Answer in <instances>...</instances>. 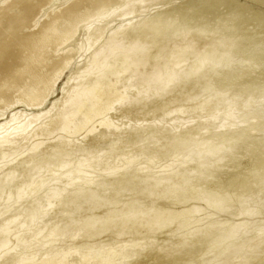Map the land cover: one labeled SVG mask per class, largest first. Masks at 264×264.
I'll return each instance as SVG.
<instances>
[{
  "label": "bare ground",
  "instance_id": "1",
  "mask_svg": "<svg viewBox=\"0 0 264 264\" xmlns=\"http://www.w3.org/2000/svg\"><path fill=\"white\" fill-rule=\"evenodd\" d=\"M60 2L58 4H56L57 2ZM158 1V0H0V174H1V170H3V167L7 166V164L10 165V163H12L10 166H7L8 167V172L4 171L2 172L3 174L5 173V176L0 177V191L3 189L4 186H8V185H11V182L12 179V175L13 173H15V161L17 160V158H19V156H22L20 158V160L17 162V163H20L21 160H24L23 161V164L24 162L26 163L27 168L29 170H32L36 167H38V165H43V166H47V165H50L51 163H54L56 160L55 158L57 157H53V155L55 153H52L53 155H50V154H41L39 155V152L38 150H40L41 146L43 144H45L46 140H51V139H54L56 137H53L54 135H60V142H56L54 144V147L52 150H58L57 148H60L59 146H61V143H63L62 145H64V143H68L66 142V134L72 138H69V139H75V136L77 135H85V139L88 140L87 137H90V136H96V132L97 131H100V136H104L107 134L106 138L107 137H110L111 134H120V126L119 124L117 125V123H115L111 117H109L110 114H113V112L115 111H118L120 108H125L129 105H133L134 102L136 100H138L139 96L142 95L143 97H149L153 95V92L151 90L152 87H150L149 89H146V90H139L138 93H137V90H136V93L137 95H132L133 94V91H134V86L136 84V79L135 77H139L141 76L142 79L146 80L147 82L149 81H153L156 83L157 86H160L161 85V88H165L166 86H170L169 84L171 82L174 83V80H178L179 79H182L183 77L184 78H189V77H196V75L199 73L200 71V74H201V71H204L205 68L204 65L205 63H207L206 66H208V64L212 63L213 64V67L216 66L217 64H220V62H218V59L221 60L222 62V65H224L225 63H227V67H229V63H232L230 65L229 68H231L230 72H233L235 69H237V64H239V67H244L243 69L244 70H240V69H237L236 74H241L244 76V74L247 75V71L248 69H250L252 66L251 64L247 63V62H243L241 61L239 58L236 60H239L240 62H236L237 64H234L235 62L232 60L231 57L229 56H232L233 53H230L232 51L234 52H237V50L235 51V43H237V46H238V42H236L237 39H240V36L242 35L244 37V43L245 41H247L248 43L247 44H252V42L256 43L255 46L257 45H263V44H259V43H264V0H182L181 2L179 3H175L176 0H166V5L164 6H161V7H158L157 10L154 12V13H146V9L148 8V6H151L153 4H155V2ZM162 3V2H161ZM164 3V4H165ZM157 4V3H156ZM158 6V5H157ZM177 14L178 16L180 17H183L181 18L184 19V20H187L191 23H193V21H195L196 23L193 24V25H190L191 23H188L187 21H185L184 23L187 24L188 23V27H192V26H198V27H195V28H198L197 30L195 31H191L194 30L193 28H191L189 31H187L188 33H184L186 31H184L185 29H183L185 26H183V35L181 34L182 32H179L180 30H178V32L181 34L179 36H175L176 32H175V29L178 27H175L177 25V23H183L180 18H179V22H177L175 24V20L176 21L178 20V18H174L173 19V15ZM139 16H141L140 19H137ZM172 16V19L170 18ZM219 18V20H221V22L223 23H226L224 26H226V28L223 26V28H225L226 30H220L221 32V35L222 33L224 34V36H222V38H219L218 40L215 38L214 36V39H210L209 37H207V33L209 32V28H208V24H210L211 21H216L217 19ZM117 22V26L114 28H110L112 25L110 24V22ZM210 21V22H209ZM217 22V21H216ZM220 22V21H219ZM111 26H110V25ZM219 24V23H218ZM215 25V24H214ZM221 25V24H220ZM250 25V27H248ZM110 26V27H109ZM179 26V24L177 25ZM181 26V27H182ZM213 26V25H212ZM211 26V27H212ZM217 26V25H216ZM219 26V25H218ZM222 26V25H221ZM252 26V27H251ZM176 29V30H177ZM181 29V28H180ZM211 29V28H210ZM213 29V27H212ZM187 30V29H186ZM215 30H217L219 32L218 29H216V27H214V33L213 31L211 30V35H216L218 36V34L220 35V32H215ZM182 31V30H181ZM208 31V32H207ZM226 31V32H224ZM81 32H83V34H85V39L84 41L87 43H85L86 45L89 44V47L87 46V49L83 50V53H82V47L80 44L83 43H80L79 41V38L82 37L79 35L81 34ZM218 33V34H216ZM210 33H208V36H209ZM178 35V34H177ZM238 35V37H237ZM241 36V37H242ZM219 37V36H218ZM242 37V38H243ZM241 38V39H242ZM103 39V40H102ZM83 40V39H81ZM102 40V41H100ZM100 41V42H99ZM99 42V43H98ZM221 42V43H220ZM243 43V42H242ZM241 43V44H242ZM243 43V44H244ZM258 43V44H257ZM90 44H97V46L95 45V48L94 50H91L90 53L87 54V51L90 49ZM247 44H246V48L247 47ZM240 45V44H239ZM245 45V44H244ZM233 46V47H231ZM254 46V45H253ZM254 46V48H256ZM84 47V46H83ZM239 47V46H238ZM237 47V48H238ZM262 47V46H259V48ZM86 48V46L84 47ZM83 48V49H84ZM89 48V49H88ZM206 48V49H215L213 50V52H209L208 50L207 51H203V49ZM231 48H233L232 50H230ZM245 48V47H244ZM199 49V50H198ZM202 49V53H206V54H202V55H198L199 57H197L196 53L193 55L192 53H194L195 51L198 52V51H201ZM229 49V50H227ZM241 48H239V51H243L240 50ZM251 49V48H250ZM253 49V47H252ZM257 49V48H256ZM264 49V46L261 50ZM198 50V51H197ZM227 50V51H226ZM245 50V49H244ZM247 50V49H246ZM245 50V52H246ZM228 52V54L226 53L224 55V53ZM226 51V52H225ZM251 51V50H249ZM248 51V52H249ZM258 53L259 52V49L257 50ZM89 52V51H88ZM241 52L242 56H243V53ZM247 52V53H248ZM84 54V58L83 60H85V62L83 63L82 66H80L76 73L74 75H71L69 76L66 81H65V84L67 85V83H70V81L72 80V84H73V81L74 84L69 86L70 88V93H68V96H66V99H63L64 101L59 103L61 104V106L58 108V110H54L55 107L57 106L58 104V100L54 98H52L51 100V97L54 95L55 93V87L57 88L58 86L57 83L60 81V79L63 77V75L65 74L66 70H69V68L72 66L73 64V60L74 58L76 57L77 54ZM180 53V54H179ZM186 54V58L182 57L181 54ZM188 53L191 55L190 56H195L197 58H194L192 57V59H196V60H193V61H189L190 58L188 59L187 55ZM200 53V52H198ZM230 53V55H229ZM240 54V52H238ZM251 53V52H250ZM254 53V52H253ZM179 57H178V55ZM182 54V55H183ZM261 54V53H260ZM263 54H264V51H263ZM234 55V54H233ZM245 55V53H244ZM249 59H246L248 58L246 56V60L244 61H247L249 62V60L252 61V64H254V61H259L261 62L262 61V65H264V55L261 54V56L257 55V53H254V55H249V54H246ZM170 56V58H169ZM173 56V57H172ZM184 56V55H183ZM238 56V55H237ZM240 56V55H239ZM238 56V57H239ZM169 58L167 60H169V62H160L162 58L166 59V58ZM180 58L182 57L183 60L185 61H188L187 63H190L192 62L190 65V70L188 71L185 67L183 68L182 72H180L179 70H177L175 67L179 64H182L183 60L182 58H180V60H182V62H180L178 59V62L177 60H175V58ZM245 57V56H244ZM241 58V57H240ZM251 58V59H250ZM191 59V60H192ZM233 59H235V57L233 56ZM243 59V57L241 58ZM171 60V61H170ZM235 60V61H236ZM150 62V65L147 66L148 62ZM163 61V60H162ZM165 61V60H164ZM185 61L183 63H185ZM209 62V63H208ZM244 64L243 65H240V63ZM194 63V64H193ZM224 63V64H223ZM174 64V65H173ZM193 64V66H191ZM211 64V65H212ZM235 65L233 67H231L232 65ZM258 65V63H256ZM183 65V64H182ZM187 65V64H186ZM255 65V64H254ZM261 65V66H262ZM202 66V70H198L200 69ZM260 66V67H261ZM179 67V66H177ZM212 67V68H213ZM221 67V66H220ZM219 67V68H220ZM223 67V66H222ZM225 67V66H224ZM223 67V68H224ZM235 69H232L234 68ZM238 67V68H239ZM255 67V66H254ZM253 67V68H254ZM257 67V66H256ZM263 67V66H262ZM175 68V69H174ZM182 68V66L180 65V69ZM204 68V69H203ZM170 69V70H169ZM172 69H174V71H171ZM187 70L188 72H185V70ZM211 69V68H210ZM227 71H226V70ZM225 69L221 70L220 72H218L217 70H215L217 73L216 74H221V76H219L218 78H221V79H224L225 77H228V74H230L228 72L229 69H227L225 67ZM252 69V68H251ZM250 69V70H251ZM257 71H258V68H256ZM254 68V70H256ZM97 71V73L93 76L91 74H93V71ZM212 70V69H211ZM233 70V71H232ZM260 70V69H259ZM264 70V68H263ZM95 71V72H96ZM99 71V72H98ZM206 71H207V67H206ZM210 70L207 71V73L209 72ZM247 71V72H246ZM253 72V70H251ZM256 71V73H257ZM180 72V73H179ZM246 72V73H245ZM255 72V71H254ZM253 72V73H254ZM259 72V71H258ZM262 72V71H261ZM264 73V72H263ZM67 74V73H66ZM212 74V73H211ZM231 74H235L234 72L231 73ZM235 74V75H236ZM258 74V73H257ZM110 75H112V77H110ZM202 75L204 74H201L200 77H202ZM210 75V74H209ZM207 75V77L209 76ZM227 75V76H226ZM255 75V74H253ZM259 75H260V72H259ZM264 75V74H262ZM89 76V77H88ZM199 76V74H198ZM233 76V75H232ZM237 76V75H236ZM249 76H252V75H249ZM110 77V78H109ZM199 77V78H200ZM217 77V76H216ZM215 77V78H216ZM255 77V76H254ZM88 78V79H87ZM127 80L126 83L124 84L123 82H121L123 85L122 87H120L118 84L120 82L121 79H124ZM197 78V77H196ZM209 78H212V77H209ZM233 78V77H232ZM240 78V77H239ZM256 79L257 78V75L255 77ZM190 79V78H189ZM206 77L203 79L205 81ZM242 79V78H241ZM249 79V78H248ZM263 79V78H262ZM184 81H187L185 79H183ZM192 80V79H191ZM194 80H197V79H194ZM193 80V81H194ZM208 80V78H207ZM217 80V79H216ZM258 80H261V76H260V79ZM182 81V80H181ZM189 81V80H188ZM209 81V80H208ZM207 81V83H208ZM211 81V80H210ZM209 81V82H210ZM219 81V80H218ZM227 81V80H226ZM232 81V80H230ZM252 81V80H251ZM262 81V80H261ZM140 82V81H139ZM152 82V83H153ZM206 82V81H205ZM213 82V81H212ZM260 82V81H258ZM144 83V82H143ZM180 83V82H178ZM195 83H197L195 81ZM195 83H186L184 84L187 85H191V84H195ZM226 83V82H225ZM234 83V82H233ZM246 83V82H245ZM261 83V82H260ZM163 84V85H162ZM176 84V83H175ZM182 84V82H181ZM198 84V83H197ZM209 84V83H208ZM220 84V83H219ZM227 84V83H226ZM247 84V83H246ZM144 85V84H143ZM147 85V84H146ZM174 85V84H173ZM183 85V84H182ZM196 85V84H195ZM211 85V84H210ZM249 85V84H248ZM262 85V84H261ZM64 86V85H63ZM137 86V85H136ZM140 86V85H139ZM177 86V85H176ZM179 86V85H178ZM203 86V85H202ZM207 86V85H206ZM68 87V86H66ZM149 87V86H148ZM155 87V86H154ZM187 87V86H186ZM205 87V86H203ZM210 87V86H209ZM207 87V88H209ZM225 87V86H223ZM238 87V86H237ZM255 87V86H254ZM170 88V87H168ZM166 87V89H168ZM185 88V87H184ZM212 88V87H211ZM215 88V87H214ZM217 88H220L219 85ZM247 88V87H246ZM165 89V90H166ZM171 89V88H170ZM169 89V90H170ZM181 89V88H180ZM191 89V88H190ZM194 89V88H193ZM204 89V88H203ZM216 89V88H215ZM226 89H227V86H226ZM62 90H63V87H62ZM163 90V89H162ZM161 90V91H162ZM192 90V89H191ZM209 90V89H208ZM244 90V89H243ZM64 91V90H63ZM184 91H187V90H184ZM194 91V90H193ZM206 91V90H205ZM220 91V89L218 90ZM241 91V90H240ZM251 91V90H250ZM255 91V90H254ZM207 92V91H206ZM217 92V91H215ZM214 92V94H215ZM223 92V91H222ZM229 92V91H228ZM263 92V91H262ZM213 93V91H212ZM240 93V92H239ZM155 94H156V91H155ZM166 94V93H165ZM172 94V93H171ZM185 94V93H184ZM189 94V92H188ZM191 94V93H190ZM252 94H255V93H252ZM64 95V94H63ZM177 95V94H176ZM219 95V93H218ZM217 97H220L218 96ZM225 95V94H223ZM231 95V94H230ZM233 95V94H232ZM238 95V94H237ZM240 95H242L241 93L239 94V97H241ZM258 95V94H257ZM260 95V94H259ZM65 96V95H64ZM63 96V98H64ZM188 96V95H187ZM254 96V95H253ZM264 96V94H263ZM158 97V96H157ZM168 97V96H167ZM210 97V96H209ZM231 97V96H230ZM236 97V96H235ZM238 97V98H239ZM251 97V96H250ZM257 97V96H256ZM256 97H254L255 99H257ZM153 98V97H152ZM195 98V97H194ZM215 98V97H214ZM227 98V97H226ZM225 98V99H226ZM229 98V96H228ZM249 98V96H248ZM59 99V98H58ZM151 99V98H150ZM149 99V100H150ZM162 99V98H161ZM219 99H223V98H219ZM230 99V98H229ZM241 99V98H240ZM243 99V98H242ZM259 99H264L263 97L262 98H259ZM61 100V98H60ZM153 100V99H152ZM164 100V99H163ZM179 100V99H178ZM220 100V101H221ZM236 100V99H235ZM50 101L49 105L48 106V102ZM191 101V100H190ZM219 101V102H220ZM263 101V100H262ZM164 102V101H163ZM162 102V103H163ZM166 102V101H165ZM163 104V107L164 105H167V104ZM173 102V101H172ZM208 102V101H207ZM258 102V101H257ZM169 103V102H168ZM255 103V102H254ZM138 104V103H137ZM151 104V103H150ZM199 104V103H198ZM208 104V103H207ZM215 104V103H213ZM231 104V103H230ZM229 104V105H230ZM248 106L249 104L246 103ZM245 104V105H246ZM141 105V104H140ZM195 105V104H194ZM202 105V104H201ZM221 105V104H220ZM219 105V106H220ZM246 105V106H247ZM161 106V105H160ZM226 106H228L226 104ZM224 104H223V107L224 108H227ZM247 106V107H248ZM252 105H250L251 107ZM257 106V105H256ZM158 107V106H157ZM176 107V106H175ZM180 107V106H179ZM197 107V106H196ZM214 107V106H213ZM222 107V108H223ZM249 107V108H250ZM254 107V105H253ZM258 107V106H257ZM136 108V107H135ZM244 108V107H243ZM249 108H245V109H249ZM163 109H166V108H163ZM172 109V108H171ZM175 109H178V112L180 111V113H182L181 111L183 110H179L180 108H175ZM182 109V108H181ZM205 109V108H204ZM229 109V108H228ZM235 109V108H233ZM240 109V108H239ZM256 109H259V108H256ZM264 109V107L262 108ZM128 110V109H127ZM150 110V109H149ZM167 110V109H166ZM215 111V109H213ZM211 110V111H213ZM222 110V109H221ZM244 110V109H243ZM250 110V109H249ZM190 111V110H189ZM218 111V110H217ZM215 111V112H217ZM252 111V110H250ZM163 112V111H162ZM167 112V111H166ZM170 112V110H169ZM172 114H173V109L171 110ZM170 112V113H171ZM178 112L175 111L176 115L178 116L179 114H177ZM226 112V111H225ZM235 112V111H234ZM248 112V111H247ZM255 112V110H254ZM140 113V112H139ZM156 113V112H155ZM169 113V115H171ZM174 113V114H175ZM200 113V112H199ZM205 113V112H204ZM213 113V112H211ZM228 113V112H227ZM233 113L232 111L229 113L231 114ZM240 113V112H239ZM260 113V112H259ZM258 113V114H259ZM165 114V113H164ZM163 114V115H164ZM188 114V113H187ZM194 114V113H193ZM218 114V113H216ZM236 114V113H234ZM233 114V115H234ZM238 114V112H237ZM248 114V113H247ZM261 114V113H260ZM203 115V114H202ZM208 115V114H207ZM215 115V113L213 114V116ZM244 115H246V113H244ZM148 116V115H147ZM146 116V117H147ZM167 116V115H166ZM205 116V115H204ZM212 116V115H211ZM212 116V117H213ZM229 116V115H228ZM236 116V115H235ZM238 116V115H237ZM172 117V116H171ZM198 117V116H197ZM207 117V116H206ZM205 117V119H207ZM212 117H209V118H212ZM215 117V116H214ZM219 117V116H218ZM234 117V116H233ZM233 117H229V121H230V118L232 120ZM244 119L245 116H243ZM247 117V116H246ZM129 118V117H128ZM158 118V117H157ZM167 118V117H166ZM175 118V117H174ZM178 118V117H177ZM181 118V117H180ZM191 119V117H189ZM188 118V120H189ZM200 118V117H199ZM227 118V117H226ZM235 118V117H234ZM255 118V117H254ZM264 117H262L263 119ZM134 119V118H133ZM161 119V118H160ZM183 119V118H182ZM198 119V118H197ZM204 119V118H203ZM240 120L243 118H239ZM145 120V119H144ZM143 120V121H144ZM169 120V119H168ZM174 120V119H173ZM200 120V119H199ZM202 120V119H201ZM200 120V121H201ZM213 120V118L211 119ZM158 121V120H157ZM176 122V120H174ZM173 121V122H174ZM181 121V119H180ZM195 121V120H194ZM198 121V120H197ZM208 121V120H207ZM226 121V120H225ZM246 121V120H244ZM172 122V123H173ZM188 122V121H187ZM185 122V123H187ZM204 122V121H203ZM224 122V121H223ZM228 122V121H227ZM232 122V121H231ZM239 122V121H238ZM241 122V121H240ZM248 122V121H246ZM262 121H260L259 118H255L254 120L248 122L247 124L244 122H242L241 124H245V126H243L241 129H239L238 131H236V135L237 137H250V136H256L258 133H259V128L261 127V124H264V123H261ZM146 123V122H145ZM154 123V122H153ZM159 123H161L159 121ZM177 123V122H176ZM179 123V122H178ZM197 123V122H196ZM206 123V122H205ZM226 123V122H225ZM130 124V123H129ZM139 124V123H138ZM142 124V122H141ZM162 124V123H161ZM171 124V123H169ZM192 126L194 123H191ZM201 124V123H200ZM198 124V125H200ZM204 124V123H203ZM208 124V123H207ZM229 124V123H227ZM123 125V124H122ZM126 125V124H125ZM144 125V124H143ZM158 125V124H157ZM167 125V124H166ZM165 125V126H166ZM183 125V124H182ZM197 125V127H198ZM128 126V125H127ZM134 126V125H133ZM136 126V125H135ZM148 126V125H147ZM159 126V125H158ZM164 126V125H163ZM189 126V124H188ZM196 126V125H195ZM208 126V125H207ZM214 127V125H212ZM230 126V125H229ZM235 126V125H234ZM125 127V126H124ZM143 127V126H142ZM179 127V126H178ZM182 127V126H181ZM184 127V126H183ZM187 127V126H186ZM210 127V126H209ZM239 127V126H238ZM237 127V129H238ZM263 127V126H262ZM136 129V127H133ZM172 128V127H171ZM170 128V129H171ZM177 128V127H176ZM175 128V129H176ZM193 128V127H192ZM199 128V127H198ZM204 128V127H203ZM202 128V129H203ZM211 128V127H210ZM216 128V126H215ZM127 129V132H128V127L126 128ZM140 129H142L140 127ZM157 129V128H156ZM164 129V128H163ZM179 129H181L179 127ZM187 129V128H186ZM194 129V128H193ZM196 129V128H195ZM209 129V128H207ZM214 129V128H213ZM221 129V128H220ZM226 129V128H225ZM130 130V129H129ZM131 130H132V126H131ZM137 130V129H136ZM161 130V128H160ZM192 130V129H191ZM227 130V129H226ZM224 130V131H226ZM228 130H230V128H228ZM234 130V129H233ZM263 130V129H262ZM174 131V130H173ZM172 133H175L173 132ZM195 131V130H194ZM192 131V132H194ZM201 131V130H199ZM203 131V130H202ZM206 131V130H205ZM213 131V130H212ZM218 132V129L215 130ZM123 132V131H122ZM134 132V131H133ZM149 132V131H148ZM191 132V133H192ZM214 132V131H213ZM223 132V129L222 131ZM262 132V131H261ZM109 133V135H108ZM170 133V132H169ZM178 132H176L175 134H177ZM180 133V132H179ZM198 133H201V132H198ZM204 133V132H203ZM220 133V132H219ZM188 134V132H187ZM223 134V133H222ZM226 134V133H225ZM233 133V135H235ZM262 134V133H261ZM135 135V134H134ZM147 135V134H146ZM174 135V134H173ZM180 134H178L177 136H179ZM189 135V134H188ZM196 135V134H195ZM230 135V134H229ZM115 136V135H113ZM122 136V135H121ZM120 136V137H121ZM130 136V135H129ZM139 136V135H138ZM143 136V135H141ZM156 136V135H155ZM169 136V135H168ZM183 136V135H182ZM207 136V135H206ZM214 136V134H213ZM227 136V135H226ZM259 136V135H258ZM81 137V136H80ZM82 137V138H83ZM131 137V136H130ZM136 137V136H134ZM151 137V135H150ZM187 137V136H186ZM189 137V136H188ZM195 137V136H194ZM197 137H198V134H197ZM196 137V139H197ZM231 137V136H229ZM251 137V138H252ZM77 138V137H76ZM79 138V137H78ZM83 138V139H84ZM93 138V137H92ZM96 138V137H95ZM99 138V137H98ZM105 138V137H104ZM132 138V137H131ZM155 138V137H154ZM174 138V136H173ZM190 138V137H189ZM222 138V137H221ZM228 138V136H227ZM59 139V137H58ZM82 139V140H83ZM91 139V138H90ZM97 139V138H96ZM119 139V138H118ZM139 139V138H138ZM144 139V138H143ZM147 139V138H146ZM153 139V138H152ZM178 139V138H177ZM181 139V138H180ZM193 139V138H191ZM195 139V140H196ZM204 139V138H203ZM212 139V138H211ZM233 139V138H232ZM247 139V138H246ZM68 140V139H67ZM78 139H76L75 141L77 142ZM81 140V139H80ZM103 140V139H102ZM112 140V139H111ZM120 140V139H119ZM150 140V139H149ZM155 140V139H154ZM158 140V142L160 143L159 141V138L156 139ZM170 140V139H169ZM176 141V139H174ZM173 140V141H174ZM179 140V139H178ZM202 140V139H201ZM213 140V139H212ZM216 140V139H215ZM56 141V140H55ZM84 141V140H83ZM86 141V140H85ZM91 141V140H89ZM99 141V140H98ZM105 141V140H104ZM145 141V140H144ZM143 141V142H144ZM164 141V140H162ZM187 141V140H186ZM222 141V140H221ZM231 141V140H230ZM240 140L238 139L237 142H239ZM246 141V140H245ZM71 142V141H70ZM69 142V143H70ZM74 142V141H73ZM71 142V143H73ZM81 142V141H80ZM111 142V141H110ZM113 142V141H112ZM117 142V141H115ZM141 142V141H140ZM154 142V141H153ZM172 143V141H169ZM168 142V143H169ZM178 141H176L177 143ZM180 142V141H179ZM183 142V140L181 141ZM194 142V140H193ZM196 142H202V141H196ZM195 142V143H196ZM205 142H206V139H205ZM204 142V143H205ZM226 141L223 142V144L225 145H230L228 143H225ZM241 142V141H240ZM53 143V142H52ZM78 143V142H77ZM95 143V142H94ZM99 143V142H98ZM107 143V142H105ZM164 143V142H162ZM161 143V144H162ZM175 143V142H174ZM173 143V144H174ZM199 143V144H200ZM203 143V142H202ZM214 143V142H213ZM219 143V142H217ZM216 143V144H217ZM221 143V142H220ZM233 144L236 143V142H232ZM231 143V144H232ZM80 144V143H79ZM85 144V143H84ZM89 144V143H88ZM130 144V143H129ZM181 144H184L181 143ZM190 144V143H189ZM198 144V145H199ZM209 141H208V145H209ZM242 144V143H241ZM67 145V144H65ZM73 145V144H72ZM81 145V144H80ZM111 145H115V144H111ZM117 145V144H116ZM152 145V144H151ZM177 145V144H176ZM187 145V144H186ZM192 145V144H191ZM194 145V144H193ZM192 145V146H193ZM198 145H194V147L196 148ZM202 145V144H201ZM207 143H206V148H207ZM222 145V144H220ZM237 145V144H235ZM244 149H245V153L242 151L241 152V149H237V147H235L234 149L231 148V146H228L231 148H227V146L224 148L223 145H222V148H224V152H226L225 150L229 149L227 152L229 153H226L227 155L225 154H221V153H218L217 154V158H219V154H221L220 156L222 157V155H224L222 158L224 159H219L215 162V164L217 165L216 167L219 169L218 167V164L220 165L221 162L222 164H230L233 166L232 170H229V171H224L225 173H222V175L218 176L220 173L216 174V177L215 178H206V175H204L205 173H202L200 171H198V174L201 173L200 175H196L192 178V175H190L191 177L189 176H186L185 174H181V173H185V172H181L179 174L178 173H175L177 172V170H172L171 168L173 166H169L168 164V167L171 169H168V171H171L170 173H166V174H163L162 176H166L167 174H170V176L173 177L174 180H176L174 177L176 175L179 176V184H176L174 183L172 186H171V192H174V191H181L179 197L177 196L176 199H175V195H173V193L169 192L168 191H165V192H161V189L159 190V188L157 187V189L161 192V194L158 196V199L155 198V196H153L154 198L152 200H159V199H162L161 201H163V199L166 201V200H169L170 198L174 197V200H171L170 201H166L168 205H165L166 208L167 206L170 208H167L165 209V206L163 208L162 207H159L158 210H156L155 212L152 211V216L147 218L149 219L147 221L144 220L143 218V215L145 213H142V208L141 207H145L143 206V202L141 201H138V202H141L143 203L142 206H140V211H141V215H142V218H139V220L143 219L148 225L147 227H149V229H152L151 232H148V233H154V229L157 230L158 228V231H160V229H164L167 227L168 229V226L175 220L177 219L179 216H184V215H190V218L186 217L187 219L185 221H183V226L180 225L179 221H178V224L177 225H180V227H184L185 224H188L189 225V222L192 217L195 218L197 220L198 216L197 217H194L193 213L195 212H199V208L201 207L199 202L201 201L204 202L203 204L205 203H209L210 207H212V209H214L213 211L217 212L218 214L216 215V219H213L212 222L209 220V222H206V224L208 223V225H210V227H214L212 229H216V231H210V233L212 234L211 235V238L207 236V238L205 237L206 236V233L208 234L207 230L204 229L203 227H205V223L203 222L204 220H207V217L206 216H210L211 214V218L213 216L214 218V214L215 213H210L212 210H208L206 205L205 207L203 208V213L205 214V211H209L207 214H205L204 216L206 218H204V216H201L204 218V220H200L201 222H203L205 225L201 228H198L199 229H204V231L206 232L205 233V236H204V239H201L200 238V235L199 234V231L196 233L197 235L199 234V238L201 239L200 241L197 240V242H195V240L193 241L192 237L190 239L194 242V244H190V240L186 238H181L182 234H184V232H188L185 228L186 231L182 232V234L180 235L181 237H179L181 240H182V249L183 248H187V250H185V253H182L185 255V257L183 259L185 260H182L183 261V264H190L193 260V258L195 259V256L196 258L198 257L197 255H205L209 252H214L216 251L215 249H219L221 248V252L223 250H227L225 253H223L224 255H226L227 257L230 256L231 251H232V248H231V243L233 242H238V240L244 236L246 237L247 239L250 240V242L252 240H255L256 238H258V240L256 239V241H258V244L260 242V238L263 240L261 241V245L264 244V221L257 224V221H254L256 222L254 225L256 227V231L255 232H252V229H249V227L252 225V217L253 216H258V214L263 210L264 211V134L261 135V137L259 138H255L253 140H250V141H247V142H244ZM75 146V145H73ZM90 146V145H89ZM136 146V145H135ZM165 146H168V144H165ZM171 146H174V145H171ZM205 146V144H204ZM204 146L202 145L203 149ZM215 146V145H214ZM217 146V145H216ZM68 147V146H66ZM80 146H78L79 148ZM121 147V146H120ZM134 147V146H133ZM150 147V146H148ZM147 147V148H148ZM157 147V146H155ZM177 148V146H175ZM199 147V146H198ZM218 147V146H217ZM216 147V149H217ZM221 147V146H220ZM218 147V149L220 148ZM72 148V147H71ZM77 148V149H78ZM83 148V147H82ZM85 148V147H84ZM89 148V147H88ZM97 148V147H96ZM108 148H111V147H108ZM114 148V147H113ZM112 148V149H113ZM170 148V147H169ZM193 148V147H192ZM227 148V149H226ZM67 149V148H66ZM70 149V148H69ZM73 149V148H72ZM86 149V148H85ZM92 149L94 150V148L92 147ZM115 149V148H114ZM118 149V148H117ZM134 149V148H133ZM138 149V148H137ZM144 149V148H143ZM158 149V148H157ZM173 149V148H172ZM181 149V148H179ZM200 149V147H199ZM202 149V148H201ZM60 150L62 149H59V153H60ZM90 150V149H89ZM96 150V149H95ZM107 150V149H106ZM125 150V149H124ZM128 150V149H126ZM139 150V149H138ZM168 150V149H167ZM175 150V149H174ZM187 150H190V149H187ZM211 150V149H210ZM215 150V149H214ZM220 150V149H219ZM218 150V151H219ZM50 151V150H49ZM64 151V149H63ZM75 151V150H74ZM78 151V150H77ZM81 151V149H80ZM147 151V150H146ZM157 151V150H156ZM193 151V149H192ZM216 151V150H215ZM51 152V151H50ZM62 152V151H61ZM67 153V151H65ZM70 152V151H69ZM68 152V153H69ZM112 152V151H111ZM127 152V151H126ZM131 152V151H130ZM130 152L128 151V153L130 154ZM148 152V151H147ZM160 152V151H159ZM201 151H199L198 153H200ZM203 152V151H202ZM26 154V156L24 157V155ZM45 153V152H44ZM92 153V152H91ZM97 153V152H96ZM104 153V152H103ZM137 153V152H136ZM157 153V152H156ZM58 154V153H56ZM94 155H96L95 153H93ZM100 154H101V151H100ZM98 154V156L100 155ZM128 154V155H129ZM207 154H210V151H206L204 152L201 156L202 158L205 160H207ZM59 155V154H58ZM89 155V154H88ZM88 155H86L85 157H88ZM108 155V154H106ZM121 155V154H120ZM123 155V154H122ZM180 155V154H179ZM183 155V154H182ZM185 155V154H184ZM199 156V154H197ZM62 156V155H61ZM67 156V155H66ZM90 156V155H89ZM105 156V155H104ZM117 156V155H116ZM135 156V155H134ZM157 156V155H156ZM164 156V155H163ZM209 156V155H208ZM59 157V156H58ZM102 157V156H100ZM127 158V155L125 154V156ZM133 157V156H132ZM151 157V156H150ZM200 157V156H199ZM213 158V156L210 155V158ZM216 157V156H215ZM84 158V157H83ZM81 158V159H83ZM89 158V157H88ZM88 158H84V159H87ZM96 159V157H94ZM99 158V157H98ZM97 158V160H98ZM114 158V157H113ZM122 158V157H121ZM120 158V159H121ZM152 158V157H151ZM177 158V157H176ZM201 158V157H200ZM201 159L200 162H201ZM59 159V158H58ZM77 160L78 163L80 164V170L82 169V166L84 165L83 162H85V160ZM93 159V158H92ZM91 159V160H92ZM118 159V157H117ZM123 159V158H122ZM165 159V158H164ZM198 159V157H197ZM209 159V158H208ZM129 160H131L129 158ZM135 160V159H134ZM157 160V159H156ZM198 160V161H199ZM205 160V161H206ZM215 160V159H214ZM69 161V160H68ZM74 161V160H73ZM119 161V160H118ZM150 161V160H149ZM147 161V162H149ZM213 161V159L211 160ZM210 161V162H211ZM58 162V161H57ZM91 162V161H90ZM107 162V161H106ZM121 162V161H120ZM119 162V164H120ZM129 162V161H128ZM127 162V164H128ZM131 162V161H130ZM196 162V161H195ZM199 162V163H200ZM203 162V160H202ZM201 162V163H202ZM210 162L208 163V161L206 162V165L210 167V165H214V162L213 164ZM72 163V162H71ZM88 164V162H86ZM103 163V162H102ZM132 163V162H131ZM170 163V162H169ZM198 163V162H196ZM195 163V164H196ZM198 164V165H201ZM2 164V165H1ZM21 165L20 163V166L19 167H22L24 165ZM111 164V163H110ZM119 164L117 166H119ZM126 164V166H127ZM166 164V163H165ZM178 164V163H177ZM191 164V163H190ZM194 164V163H193ZM203 164V163H202ZM224 164V165H225ZM54 165V164H53ZM56 165V163H55ZM66 165H69L66 161V158L63 157L59 163L57 164V169L55 168H50L49 170L51 172H55L54 173H51L52 175H57V178L55 179H58V171H62L64 168H66L65 166ZM73 165V164H72ZM104 165V164H103ZM125 165V164H124ZM134 165V164H133ZM187 165V164H186ZM197 164L195 166H198ZM204 165V164H203ZM51 166V165H50ZM79 166V165H78ZM85 166H87L85 164ZM94 166V165H93ZM92 166V167H93ZM107 166V164H106ZM110 166V165H109ZM108 166V167H109ZM125 166V167H126ZM131 166V165H129ZM149 166V165H148ZM191 166V165H190ZM194 166V165H193ZM202 166V165H201ZM206 166V168H207ZM17 167V165H16ZM25 167V166H24ZM48 167V166H47ZM53 167V166H52ZM69 167V166H68ZM67 167V168H68ZM88 167V166H87ZM99 167V166H98ZM101 167V166H100ZM105 167V166H104ZM113 167V166H112ZM123 167V166H122ZM124 168V170H126ZM156 167V166H155ZM158 167V166H157ZM180 167V166H179ZM183 167V166H182ZM192 167V166H191ZM199 167V166H198ZM204 167V166H203ZM215 167V165H214ZM215 167V168H216ZM222 167V165H221ZM229 167V166H228ZM27 168H23L24 171L27 169ZM66 168V171L70 170V169H67ZM90 168V167H89ZM102 168V167H101ZM114 168V167H113ZM117 168V167H116ZM140 168V167H139ZM211 168H213L211 166ZM216 168V169H217ZM224 168V167H223ZM230 168V167H229ZM7 169V168H6ZM40 169V168H39ZM47 169V168H46ZM62 169V170H61ZM73 169V168H72ZM72 169L70 171L69 174H66L64 172V176L66 174L65 177H67V179L70 177V175L72 176L71 172H72ZM75 169V168H74ZM87 169V168H86ZM85 169V171H86ZM91 169V168H90ZM117 169H120V168H117ZM146 169V168H145ZM157 169V168H156ZM178 169V168H177ZM185 169H189L187 168V166L185 167ZM184 169V171H185ZM192 169H196V168H192ZM201 169V168H200ZM199 168H197V170H200ZM205 169V168H202V170ZM208 169V168H207ZM5 170V169H4ZM48 170V171H49ZM54 170V171H53ZM77 171L79 169H76ZM84 170V168H83ZM92 170V169H91ZM90 170V171H91ZM96 170V169H95ZM108 170V169H106ZM121 170V169H120ZM133 170V168H132ZM141 170V168H140ZM138 170V171H140ZM165 170V171H167ZM183 170V169H182ZM191 170V169H190ZM190 170H187V171H190ZM196 170V171H197ZM224 170V169H223ZM21 171V170H20ZM28 171V170H27ZM37 171V170H36ZM47 171V170H45ZM74 171V174L75 176L77 177L76 174L78 175H82L83 173H81L80 171V174L75 173V170ZM104 171V170H103ZM113 171V170H111ZM111 171H108V172H111ZM135 171V170H134ZM181 171V170H179ZM193 173L195 170H192ZM205 171V170H203ZM211 171V169H210ZM212 171H215L212 170ZM217 171V170H216ZM218 171H221V169H219ZM41 172V171H40ZM58 174H57V173ZM83 172V171H82ZM94 172V171H93ZM92 172V173H93ZM118 172V171H117ZM137 172V171H136ZM145 172V171H144ZM191 172V171H190ZM61 173V172H60ZM85 173V172H84ZM88 173V172H87ZM98 173V172H97ZM134 173V172H133ZM150 173V172H149ZM152 173V172H151ZM150 173V174H151ZM164 173V172H163ZM188 173V172H186ZM197 173V172H196ZM209 173V171L207 172ZM212 173V172H211ZM217 173V172H215ZM214 173V174H215ZM35 174V173H34ZM40 174V173H39ZM39 174L37 176H39ZM45 174V173H44ZM104 174V172H103ZM112 174H116V172H111L109 173V175L112 176ZM126 174V173H125ZM149 174V175H150ZM174 174V175H172ZM191 174V173H189ZM16 175V174H15ZM14 175V176H15ZM20 175V174H19ZM28 175V174H27ZM33 175V174H32ZM92 175V174H90ZM100 175V174H99ZM142 175V174H141ZM26 176V175H25ZM29 176V175H28ZM41 176V174H40ZM63 176V175H62ZM109 176V177H111ZM121 176V175H120ZM146 176V175H145ZM148 176V175H147ZM181 176V177H180ZM208 176V175H207ZM215 176V175H214ZM34 177V176H33ZM52 177V176H51ZM61 177V176H60ZM64 177V178H65ZM74 177V176H72ZM71 177V178H72ZM81 176H78L76 179L80 178ZM83 177L84 175H82V178L79 179V180H83ZM87 177V176H86ZM137 177V175H136ZM153 178V176H151ZM161 178V176H159ZM169 178V179H172ZM212 177V176H211ZM16 178V177H15ZM30 178H31V175H30ZM35 178V177H34ZM39 178V177H38ZM37 178V179H38ZM43 177L41 176V179ZM71 178H69L68 180L65 178V180H67V183H63V181H65L62 177L60 178V181L61 179H63V181H61L62 183L61 184H56L57 186H61V187H64L65 184H68L67 186H75V185H78V184H75L76 180H72ZM103 178V177H102ZM113 178V177H111ZM115 178V177H114ZM121 178V177H120ZM135 178V177H134ZM168 178V175L167 177ZM36 179V180H37ZM52 179V178H51ZM50 179V180H51ZM75 179V178H74ZM124 179V178H123ZM165 179V178H163ZM18 180V179H17ZM21 180V179H20ZM34 180V181H31V182H22L19 184L17 183V186L15 187V189L12 191V192H8L9 194H7V196L4 197V200H5V204L8 205V202L9 204H12L13 202V196H15L14 198L16 199V201H21L22 198H24V200L26 199L25 196L28 195V194H25L26 193H30L31 191H36V187L34 186L36 183L37 185H40L42 184L43 186V183L45 182V180L43 181H40V179H38L37 181ZM90 180V182L88 183H91V179L89 178L88 181ZM93 180V179H92ZM95 180V179H94ZM97 180V179H96ZM121 180V179H120ZM132 180V179H131ZM173 180V181H174ZM15 181V179H14ZM48 181V179H47ZM58 180V182H60ZM84 181H85V178H84ZM115 181V180H114ZM117 181V179H116ZM150 181H153L152 179ZM155 182H157L155 179H154ZM163 180H161L162 182ZM170 181V180H168ZM38 182L40 184H38ZM43 182V183H41ZM50 182V181H49ZM79 182V181H77ZM82 182V181H81ZM93 182V181H92ZM96 182V181H95ZM94 182V183H95ZM105 182V181H104ZM108 182V181H107ZM124 182V181H122ZM164 183L165 180L163 181ZM176 182V181H175ZM54 183V182H53ZM140 183V182H139ZM170 183H173L172 181H170ZM45 184V183H44ZM47 184V183H46ZM75 184V185H74ZM87 184L84 182V185ZM118 184V183H117ZM147 185V182L145 183ZM160 185V181L158 183ZM169 184V183H168ZM166 184V186L168 185ZM16 185V183H15ZM51 185V184H50ZM82 185V187L84 186ZM93 185V184H91ZM99 185V184H98ZM110 185V183H109ZM123 185V184H122ZM156 186V184H154ZM153 185V186H154ZM163 185V183H162ZM161 185V186H162ZM165 185V184H164ZM13 186V185H12ZM41 186V188H42ZM57 186H55V188L57 189ZM67 186H65L66 188L64 189H68ZM86 186V185H85ZM84 186V187H85ZM88 186H90V184H88ZM121 186V185H120ZM129 186V185H128ZM145 186V185H144ZM154 186V188H155ZM169 186V187H170ZM24 187H27L26 189L29 191L27 192V190L24 188ZM35 187V188H34ZM39 187V186H37ZM80 188V186H78ZM117 187V186H116ZM125 187V186H124ZM149 187H150V184H149ZM164 187V186H162ZM168 187V186H167ZM13 188V187H12ZM32 188V189H31ZM40 188V187H39ZM70 188V187H69ZM71 188H73L71 186ZM76 188V187H75ZM90 188V187H88ZM92 188V187H91ZM109 188V187H108ZM147 188V186H146ZM144 188V189H146ZM153 188V187H152ZM166 188V187H165ZM10 188H8L9 190ZM26 191H25V190ZM63 188H60L58 187V190L55 191L54 188H53V191H52V188L50 189L51 194H49V201L44 204V205H47L46 207L49 209L52 208V206H54L55 202H59L60 200L62 199H65V198H70L69 196H73V198H76V196H81V193L79 191H77L78 193L80 194H75L73 193L74 191H72L73 189H69L71 192L67 191L69 193V195H66V194H63L65 193V190L64 192L62 193V190ZM78 189V188H77ZM100 189V188H99ZM164 189V188H163ZM7 190V189H6ZM31 190V191H30ZM76 190V189H75ZM83 190V189H82ZM111 190V189H110ZM151 190V188H150ZM154 190V189H152ZM151 190V192H152ZM5 191V190H3ZM11 191V190H10ZM15 191V192H14ZM39 191V190H37ZM50 191L48 193H50ZM84 191V190H83ZM88 191H90L88 189ZM106 191V190H105ZM119 191V190H118ZM127 191V190H126ZM155 191V190H154ZM164 191V190H163ZM2 192V191H1ZM97 191H95L96 193ZM99 192V191H98ZM125 192V191H124ZM14 193V194H12ZM32 193V192H31ZM31 193L29 195H31ZM35 192H33L34 194ZM102 193V192H101ZM122 193V192H120ZM144 193H146L144 191ZM154 193V192H153ZM152 193V194H153ZM2 194V193H1ZM32 194V195H33ZM38 194V193H37ZM36 194V195H37ZM84 194V193H83ZM90 194V193H89ZM104 194V193H103ZM113 194V193H112ZM149 193H147L148 195ZM155 194V193H154ZM158 194V193H157ZM86 195V193H85ZM94 195V194H93ZM107 195V194H106ZM144 195V194H143ZM146 195V197H147ZM156 195V194H155ZM1 196V195H0ZM35 196V195H34ZM47 196V195H46ZM91 196V195H90ZM89 196V197H90ZM112 196V195H111ZM149 197H151V194L148 195ZM2 197V196H1ZM43 197V196H42ZM48 197V196H47ZM95 197V196H94ZM93 197V198H94ZM133 197V195H132ZM131 197V198H132ZM145 197V195H144ZM142 197V198H144ZM148 197V198H149ZM166 197V199H165ZM169 197V198H168ZM31 198V197H30ZM45 198V197H44ZM51 198H54V199H51ZM81 198V197H80ZM104 198V197H103ZM141 198V199H142ZM152 198V197H151ZM168 198V199H167ZM12 199V200H11ZM51 199V200H50ZM87 199V198H86ZM121 199V198H120ZM146 199V198H145ZM32 200V199H31ZM35 200V199H34ZM70 200H73V199H70ZM84 200V199H83ZM88 200V199H87ZM97 200V199H96ZM104 199H101L100 201L103 203L104 201H102ZM144 200V199H143ZM150 200V198H149ZM148 200V201H149ZM196 200V201H195ZM10 201L12 203H10ZM19 201V202H20ZM45 201V200H44ZM69 201V200H68ZM77 201V200H76ZM82 201V200H81ZM91 201V200H90ZM95 201V200H94ZM106 201V200H105ZM109 201V200H108ZM106 201L107 204L110 203L111 201ZM131 201V200H130ZM137 201V200H136ZM147 201V199L145 200ZM235 201V203H237V212L234 213L232 212L231 210L234 209L236 207V205L234 206L233 205V202ZM237 201V202H236ZM3 202V200H2ZM38 202V201H37ZM75 202V199L74 201ZM86 202V201H85ZM84 202V203H85ZM113 202V200H112ZM127 202V201H126ZM129 202V201H128ZM154 202V201H153ZM158 202V201H157ZM155 202V203H157ZM195 202V203H194ZM17 203V202H16ZM66 203V202H65ZM68 203V202H67ZM76 203V202H75ZM83 203V202H82ZM82 203L81 206H82ZM83 203V204H84ZM98 203V202H97ZM105 203V202H104ZM133 203V202H132ZM147 203V202H145ZM150 203L152 204V201L150 200ZM164 203V202H163ZM14 204V203H13ZM70 204V203H68ZM74 204V203H72ZM71 204V205H72ZM79 204V205H80ZM89 204V203H88ZM106 204V203H105ZM106 204V206H107ZM126 204V203H125ZM138 204V203H137ZM161 204V202H160ZM176 204H183V205H180L178 207H176L177 205ZM5 205V208H7ZM25 205V203H24ZM40 205V204H39ZM56 205V204H55ZM63 205V204H62ZM70 205V206H71ZM77 205V204H76ZM99 205H103L101 203H99ZM117 205V204H116ZM115 205V206H116ZM119 205V204H118ZM132 205L133 204H130V209H132ZM169 205H176V206H169ZM15 206V205H14ZM28 206V204H27ZM85 206V205H84ZM93 207V205H91ZM104 206V205H103ZM114 206V207H115ZM129 207V203L126 204V207ZM151 206V205H150ZM157 206V204H156ZM154 205V207H156ZM161 206V205H159ZM203 206V205H202ZM19 207V206H18ZM22 207V206H21ZM41 207V206H40ZM67 207V206H66ZM90 207V206H89ZM96 207V205H95ZM94 207V208H95ZM105 207V206H104ZM113 207V206H112ZM118 207V206H117ZM123 207V206H122ZM125 207V208H126ZM127 207V208H128ZM139 207V205H138ZM149 207V206H148ZM174 207V208H172ZM209 207V208H210ZM4 208V209H5ZM11 208V207H10ZM10 208L8 210H10ZM13 208V206H12ZM34 208V207H33ZM39 208V207H38ZM54 208V207H53ZM52 208V209H53ZM110 208V206H109ZM125 208L123 209V211L125 210ZM149 208H152V207H149ZM4 209L0 210L1 214L0 216L2 215ZM19 209V208H18ZM22 209V208H21ZM24 209V208H23ZM27 209V208H26ZM44 207L41 208V211L44 212ZM51 209V210H52ZM62 209V208H61ZM83 209V208H82ZM116 209V208H115ZM122 209V208H121ZM121 209L117 210V211H121ZM129 209V208H128ZM155 209V208H154ZM153 209V210H154ZM204 209H207V210H204ZM211 209V208H210ZM25 210V209H24ZM23 210V211H24ZM48 210V209H47ZM113 210V208H112ZM127 210V209H126ZM139 210V208H138ZM146 210V209H145ZM148 210V208H147ZM167 210V211H165ZM201 210H202V207H201ZM6 211V209H5ZM35 211V210H34ZM46 211V209H45ZM63 211V210H62ZM70 211V210H69ZM92 211V210H90ZM108 211V209H107ZM110 209H109V212H106V213H110ZM116 211V212H117ZM122 211V212H123ZM133 213L132 215L130 214L131 218H129L130 216L126 215V219L125 214H123L122 216H119L122 217V219H124V221L126 222V220L128 221L130 219V222H136L139 221L138 220V217H140L139 215H137L135 212H134V209L132 210ZM139 211V212H140ZM212 211V212H213ZM230 211V212H229ZM262 211V212H263ZM8 212V211H7ZM7 212H4V213H7ZM31 212V211H30ZM36 212V211H35ZM38 212V211H37ZM36 212V213H37ZM42 212V215H46V214H43ZM50 212V211H49ZM113 212V211H111ZM115 212V210H114ZM113 212V213H114ZM131 212V210H129V213ZM138 212V213H139ZM147 212V211H146ZM154 212V213H153ZM165 212H168V214H166ZM226 212H228V217H218L219 214H223V215H226ZM35 213V214H36ZM47 213V212H46ZM78 213V212H77ZM84 213V212H83ZM105 213V214H106ZM118 213V212H117ZM121 213V212H120ZM127 213V211H126ZM151 213V212H150ZM33 214V213H32ZM38 214V213H37ZM36 214V215H37ZM59 214V213H58ZM98 214V212H97ZM108 214L106 216H108ZM112 214V213H110ZM109 214V216H110ZM140 214V213H139ZM166 214V215H165ZM196 214V213H195ZM257 214V215H256ZM264 214V212L262 213ZM6 217L5 218V224H1V227H0V234H7V231L8 229L11 227V223L14 224L13 222H15V224L17 225L18 223V216H17V212L16 214H10V215H6L4 214ZM68 215V214H67ZM101 215V214H100ZM116 215V213H115ZM145 215V214H144ZM198 215V214H197ZM27 216V215H26ZM31 216H35V215H31ZM48 216V215H47ZM53 216V215H52ZM66 216V215H65ZM102 216V215H101ZM104 217H106L105 215H103ZM114 216V214H113ZM111 216V217H113ZM147 216H148V213H147ZM150 216V215H149ZM192 216V217H191ZM227 216V215H226ZM252 216V217H250ZM3 217V216H2ZM0 217V218H2ZM37 217V216H36ZM34 217V218H36ZM73 217V216H72ZM89 217V216H88ZM87 217V218H88ZM93 217V216H92ZM146 217V216H145ZM183 217V218H184ZM201 217V218H202ZM3 218V219H4ZM33 218V217H32ZM95 218V217H94ZM108 218V217H107ZM115 218V217H114ZM114 218L112 219V221L114 220ZM116 218L117 215H116ZM128 218V219H127ZM182 218V219H183ZM202 218V219H203ZM209 218V217H208ZM209 218V219H211ZM251 218V220H250ZM260 218V217H259ZM2 219V220H3ZM27 219V218H26ZM38 219V217H37ZM45 219V218H44ZM65 219V218H64ZM81 219V218H80ZM96 219V218H95ZM95 219L93 220V218H91L90 220H93V222L95 221ZM120 219V218H118ZM137 219V220H135ZM194 219V220H195ZM199 219H200V216H199ZM255 219V218H254ZM257 219V218H256ZM17 220V222H16ZM36 220V219H35ZM34 220V221H35ZM71 220V219H70ZM88 220V219H86ZM90 220L89 221H86L87 223L86 224H89L90 226L91 223H90ZM102 220V219H101ZM104 220V218H103ZM133 220V221H132ZM193 220V219H192ZM193 220V221H194ZM195 220V221H196ZM260 220V219H259ZM1 221V220H0ZM33 221V220H32ZM48 221V220H47ZM63 221V220H62ZM99 221V220H98ZM123 221V220H122ZM123 221V222H124ZM176 221V220H175ZM192 221V222H193ZM199 221V220H197ZM196 221V222H197ZM199 221V222H200ZM261 221V220H260ZM41 222V221H40ZM111 222L110 219H108L107 221L105 220V223L107 224V226L109 225V223ZM116 222V221H115ZM115 222L113 221L112 223L115 224ZM140 222H143V221H140ZM139 222V223H140ZM259 222V221H258ZM21 223V222H20ZM25 223V222H24ZM22 223V224H24ZM38 223V222H36ZM43 223V222H42ZM56 223V222H55ZM65 223V222H64ZM96 225L95 226H98L97 224V220H96ZM100 223V222H98ZM103 222V224H105ZM118 223V221L116 222ZM122 224V222L119 221V224ZM128 223V222H126ZM176 223V222H174ZM172 223V224H174ZM78 224V223H77ZM93 224V223H92ZM101 224V223H100ZM103 224L101 225L103 227ZM130 224V223H129ZM134 224V225H135ZM142 224V223H141ZM195 223L193 222V225ZM200 224V223H199ZM198 223H196V227H200V226H197L199 225ZM34 225V224H33ZM44 225V224H43ZM47 225V224H46ZM84 225V224H83ZM94 225L92 226V229L94 227ZM116 225V224H115ZM134 225L131 224V226L133 227L132 230H135L134 228ZM139 224H136V227L139 228L138 226ZM143 225V224H142ZM141 225V226H142ZM176 225V226H177ZM192 225V223H191ZM203 225V224H202ZM10 226V227H9ZM19 227V225H17ZM25 226V224L23 225ZM39 226V225H38ZM54 226V224H53ZM57 226V224H56ZM60 226V225H59ZM58 226V227H59ZM72 226V225H71ZM87 226V225H86ZM100 226V225H99ZM106 226V225H105ZM112 226V225H110ZM114 226V225H113ZM117 226H119L117 224ZM121 227H124L125 224L120 225ZM128 226V225H127ZM125 226V227H127ZM131 226H128L127 229H129V227ZM172 225H170L171 227ZM175 226V225H174ZM173 226V227H174ZM190 226V225H189ZM253 226V225H252ZM85 227V226H84ZM124 227V228H125ZM131 227V228H132ZM143 227V226H142ZM145 227V228H147ZM179 227V226H178ZM208 227V226H207ZM206 227V228H207ZM254 227V229H255ZM12 228V227H11ZM15 228V227H14ZM36 228V227H35ZM34 228V229H35ZM61 228V227H59ZM77 228V227H76ZM89 228V227H88ZM96 228V227H94ZM106 228L108 227H104L103 229L105 230ZM114 228V227H113ZM141 228V227H140ZM144 228V227H143ZM144 228V229H145ZM193 228V227H192ZM13 229V228H12ZM21 229V228H20ZM32 229V227H31ZM45 229V227H44ZM52 229V228H51ZM58 229V228H57ZM98 230V228H96ZM94 229V230H96ZM101 229V228H100ZM122 229V228H120ZM119 229V230H120ZM126 229V230H127ZM171 229V228H170ZM177 229V228H176ZM189 229H191L189 227ZM188 229V230H189ZM211 228H209L210 230ZM248 229V230H247ZM30 230V229H29ZM33 230V229H32ZM38 230V228H37ZM54 230V228H53ZM67 230V229H66ZM87 230V229H86ZM103 230V231H104ZM109 230H111V228H109ZM124 230V229H123ZM131 230V229H130ZM129 230V231H130ZM139 230V229H137ZM136 230V231H137ZM142 230V228L140 229ZM148 230V229H147ZM180 230V229H179ZM193 230V229H192ZM9 231H11V229H9ZM8 231V233H9ZM14 231V230H13ZM18 231V230H17ZM22 231V230H21ZM20 230L18 231V233L15 234V238L18 234H20L19 232H21ZM45 231V230H44ZM49 231V230H48ZM90 231V230H89ZM102 231V229H101ZM107 231V229H106ZM122 231V230H120ZM150 231V230H148ZM170 231V230H169ZM191 231V230H190ZM195 231V230H194ZM33 232V231H31ZM61 232V231H60ZM75 233V231H73ZM78 232V231H77ZM76 232V233H77ZM94 232V231H93ZM98 232V231H97ZM105 232V231H104ZM113 232V231H112ZM111 232V233H112ZM141 232H146V230L144 231H141ZM164 232V231H163ZM193 232V231H192ZM202 232V230H201ZM215 232V233H214ZM14 233V232H13ZM62 233V232H61ZM87 233H90V232H87ZM108 233V232H107ZM120 233H123V232H120ZM191 233V232H190ZM189 233V234H190ZM204 233V232H203ZM202 233V234H203ZM22 234V233H21ZM20 234V236H21ZM41 234V233H40ZM53 234V233H52ZM51 234V235H52ZM86 234V232H85ZM95 234V233H94ZM97 234V233H96ZM100 234V232H99ZM101 234H105V233H101ZM145 234V233H144ZM155 234V233H154ZM157 234V233H156ZM188 234V235H189ZM196 234L194 235L196 238ZM42 235V234H41ZM50 235V236H51ZM61 235V234H60ZM74 235V234H72ZM119 235V234H118ZM143 235V234H142ZM146 235V234H145ZM145 235H144V238H145ZM186 235V234H184ZM193 235V234H192ZM209 235V234H208ZM11 236V235H10ZM19 236V235H18ZM17 236V238H18ZM43 236V235H42ZM48 236V235H46ZM49 236V237H50ZM76 237V234L74 235ZM73 236L74 240L76 239L75 237ZM90 236V234H89ZM122 236V235H121ZM151 236V235H149ZM168 236V235H167ZM177 236V235H176ZM187 236V235H186ZM210 236V235H209ZM7 237V236H6ZM40 237V235H39ZM58 237V236H57ZM72 237V236H71ZM94 237V236H92ZM170 237V236H169ZM173 237V236H172ZM175 237V236H174ZM203 237V236H202ZM5 238V237H3ZM9 238V237H8ZM88 238V237H87ZM126 238V237H125ZM143 238V237H141ZM178 238V239H179ZM198 238V239H199ZM206 238V239H205ZM243 238V237H242ZM255 238V239H254ZM2 239V238H1ZM12 239V237H11ZM20 239V238H18ZM22 239V238H21ZM56 239V238H55ZM121 239V238H120ZM146 239V238H145ZM15 240V239H14ZM23 240V239H22ZM22 240H17L16 239V242L18 241L19 243H21ZM35 240V239H34ZM49 240V238H48ZM47 240V241H48ZM54 239L52 240H49L46 244H48L50 241V245H52V243L54 242L53 241ZM137 240V239H136ZM138 240H141L143 241L142 239H138ZM147 240V239H146ZM25 241V240H24ZM45 241V240H44ZM128 241V240H127ZM140 241V242H141ZM199 241V242H198ZM240 241V240H239ZM248 241V240H246ZM17 242V243H18ZM70 242V241H69ZM118 242V241H116ZM131 241H129L130 243ZM139 242V243H140ZM172 242V241H171ZM175 242V240H174ZM249 242V241H248ZM263 242V243H262ZM9 240L8 239H5L3 240L1 243H0V259L1 261L3 260L2 258L3 257H7L9 254V251L11 253V250H12V253H15L16 251H18V249L16 250H13V248H11L12 246L10 245L9 247ZM28 243V242H27ZM30 243V242H29ZM40 243V242H39ZM44 243V242H43ZM44 243V244H45ZM132 243V242H131ZM137 243V242H136ZM144 243V242H143ZM146 243V242H145ZM144 243V244H145ZM167 243V242H166ZM165 243V244H166ZM178 243V241H177ZM180 243V242H179ZM196 243V244H195ZM236 243V246H239L241 243H245L244 242V239H243V242L241 241L240 244L238 245ZM254 243V242H253ZM256 243V242H255ZM11 244V243H10ZM100 244V243H99ZM123 244V243H122ZM144 244L142 246L143 250H144ZM173 243H170V245H172ZM16 245V244H15ZM25 245V244H24ZM79 245V244H78ZM77 245V246H78ZM88 245V243H87ZM95 245V244H94ZM93 245V246H94ZM128 245V244H127ZM131 245V244H130ZM135 245L132 243V246ZM164 245V244H163ZM168 245V244H167ZM169 245V246H170ZM252 244H250L251 246ZM260 245V244H259ZM36 246V245H35ZM42 246V245H41ZM45 246V245H44ZM43 247H40V248H44ZM71 246V245H70ZM75 246V245H73ZM73 246H71V248H66L67 251H63V248H62V251L63 254H60L59 256L56 254V253H53V249H51V247H48L51 249L52 253L53 254H56L55 256L53 254H51V252H49L48 250L47 251H41V253H39L41 255V257L38 259L37 257H35L36 260H34V256H36L35 254L33 255V253H31L33 255V257H29V253H28V256H27V252L26 253H21V254H25V255H21L19 254V256L15 255L13 258L16 257L14 263L12 264H98L97 263V258H93L92 256L88 257L85 255H82L83 257L81 258H78L76 259L75 261H73V259H71L70 261H68L67 259H65L67 257V255L71 253H76L77 249L74 250ZM123 246V245H122ZM126 246V245H125ZM139 247V245H136ZM165 246V245H164ZM168 246V247H169ZM175 245L173 244V246H170L171 247H174ZM249 246V244H248ZM257 246V245H256ZM15 248H17L16 246H14ZM19 247V246H18ZM24 247H27V246H24ZM87 247V246H86ZM101 247V246H100ZM112 247V246H111ZM110 247V248H111ZM117 247V246H116ZM114 248V250L118 249V248ZM119 247V246H118ZM148 248V246L146 245L145 248ZM240 247V246H239ZM238 247V249H239ZM247 247L244 245V248ZM253 247V246H252ZM261 247V246H260ZM264 247V245H263ZM14 248V249H15ZM38 248V249H40ZM47 248V246H46ZM93 248V247H92ZM102 248V247H101ZM106 248V251L108 250L107 248L109 247H103L102 251L105 250ZM123 248V247H122ZM121 248V249H122ZM127 248H131V247H127ZM134 248V247H133ZM141 248V247H140ZM146 248V249H147ZM155 248V247H154ZM160 248V247H159ZM157 248V249H159ZM163 248V247H161ZM176 248V247H175ZM175 248H172L175 250ZM178 248H180L178 246ZM178 248H176V250L178 251ZM243 248V249H244ZM259 248V247H258ZM22 249V248H21ZM25 249V248H24ZM28 249V248H27ZM98 249V248H96ZM120 249V248H119ZM125 249V248H124ZM169 249V248H167ZM166 249V250H167ZM171 249V250H172ZM262 249V248H260ZM30 250V249H29ZM28 250V251H29ZM42 250V249H41ZM44 250V249H43ZM65 250V249H64ZM79 250V249H78ZM110 250V249H109ZM115 250V251H116ZM123 250V249H122ZM120 250L121 252H117L116 254H120L121 253L123 254V251ZM127 250V249H126ZM131 250V249H130ZM136 250V248H135ZM141 250V249H140ZM156 250V249H155ZM246 250V248H245ZM15 251V252H13ZM23 251V250H22ZM27 251V250H26ZM80 251V250H79ZM78 251V252H79ZM89 251V250H88ZM95 251H98V250H95ZM94 251V252H95ZM101 251V253L98 255L99 257H103L104 258V254L105 253H108L107 257L108 256H111V254L114 252H110V255H109V252H104V254H102L103 252ZM119 251V250H118ZM134 251V249H133ZM139 251V250H138ZM142 251V250H141ZM147 251V250H145ZM144 251V252H145ZM148 251H150V249H148ZM153 252V248L151 250ZM158 251V250H157ZM168 251V250H167ZM167 251H165V248H163V250H161V252H158V256H164V254L167 253ZM180 251V250H179ZM182 251V250H181ZM220 251V249H219ZM242 251V250H241ZM251 251V250H250ZM248 251V252H250ZM262 251V250H261ZM21 252V251H19ZM25 252V251H24ZM31 252H32V249H31ZM77 252V254H78ZM92 252V250H91ZM130 252V251H128ZM151 252V253H152ZM174 252V251H173ZM224 252V251H223ZM239 252V251H238ZM245 252V251H244ZM260 252V250H259ZM258 254H254L253 257L252 256H248V260L249 262H251V260H259V258L261 257V252ZM11 253V254H12ZM60 253V251L58 252V254ZM90 253V252H89ZM115 253V252H114ZM132 253H135V252H131ZM215 253V252H214ZM220 253V252H219ZM234 253V252H233ZM263 253V251H262ZM10 254V255H11ZM38 254V253H37ZM72 254V255H73ZM94 254V253H93ZM91 254V255H93ZM103 255V256H100V255ZM116 254L113 255V259H114V256L116 257ZM128 254V253H127ZM137 254V253H135ZM149 254L148 252L145 253V255ZM171 254V253H170ZM179 254V252H178ZM177 254V255H178ZM223 254H219V255H223ZM235 254V253H234ZM243 254V253H240V255ZM252 254V252H251ZM9 255V256H10ZM14 255V254H13ZM39 255V256H40ZM76 255V254H75ZM79 255H81L79 253ZM96 255V252L95 254ZM125 255V254H123ZM122 255V256H123ZM156 255V254H155ZM167 255V254H166ZM176 255V256H177ZM12 256V255H11ZM10 256V257H11ZM38 256V255H37ZM38 256V257H39ZM68 256V257H69ZM86 256V257H85ZM119 256V255H117ZM129 256V255H128ZM127 256V257H128ZM149 256V255H148ZM162 256V257H163ZM174 256V255H172ZM180 254L177 256V258H179ZM239 256V255H238ZM9 257V258H10ZM77 257V256H74V258ZM97 257V256H96ZM131 257V255H130ZM135 255L133 256V259H134ZM145 257V256H144ZM168 257V255H167ZM165 257V258H167ZM171 256H169L170 258ZM187 257V259H186ZM209 257V255H208ZM207 257V258H208ZM210 257H213L210 255ZM209 257V258H210ZM216 257V256H215ZM217 257H221V256H217ZM224 257V256H223ZM227 257H224V258H227ZM242 257V256H240ZM252 257V258H251ZM12 258V257H11ZM117 258V257H116ZM121 258V256H120ZM123 258V257H122ZM121 258V261L123 260ZM129 258V257H128ZM181 258V256H180ZM199 258V257H198ZM208 258V259H209ZM246 258V256H245ZM7 259V258H6ZM70 259V258H69ZM110 259V258H109ZM125 259V258H124ZM130 259V258H129ZM140 259V258H139ZM160 259V258H159ZM163 259V258H161ZM204 259V258H203ZM218 259V258H217ZM244 259V257H243ZM14 260V259H13ZM12 260V261H13ZM66 260V261H65ZM102 260V259H101ZM107 262L105 264H114V262L110 261V260H107V258L105 259ZM112 260V258H111ZM115 260V259H114ZM120 260V259H119ZM118 258L117 260L115 261H119ZM132 260V258L130 259ZM154 260V259H153ZM170 260V262H166L163 263V264H174V260L173 259H168V261ZM173 260V261H172ZM215 260V259H213ZM241 260V259H240ZM4 261V260H3ZM2 261V262H3ZM104 261V260H103ZM120 263L122 264L123 262ZM152 261V260H151ZM157 261V260H156ZM171 261L173 263H171ZM176 261V260H175ZM178 261V259H177ZM206 261V259H205ZM209 261H211L209 259ZM219 261V260H218ZM217 261V262H218ZM231 261V260H230ZM260 261V260H259ZM257 261V262H259ZM262 261V260H261ZM105 262V261H104ZM103 262V264H104ZM112 262V263H111ZM116 262V264H117ZM140 262V261H139ZM146 262V261H145ZM162 262V261H161ZM180 262V260L178 261ZM175 263V264H178ZM194 262V261H193ZM201 263H205V262H202V260L200 259ZM212 262V261H211ZM222 262V261H221ZM220 262V263H221ZM236 262V261H235ZM256 262V263H257ZM119 263V262H118ZM119 263V264H120ZM126 263V262H125ZM128 263V262H127ZM159 264H161L159 261H158ZM208 263V262H207ZM210 263V262H209ZM214 263V262H213ZM212 263V264H213ZM215 263H216V260H215ZM254 263V262H253ZM1 264V263H0ZM3 264V263H2ZM138 264V263H137ZM180 264V263H179ZM197 264V263H196ZM217 264V263H216Z\"/></svg>",
  "mask_w": 264,
  "mask_h": 264
},
{
  "label": "rangeland",
  "instance_id": "2",
  "mask_svg": "<svg viewBox=\"0 0 264 264\" xmlns=\"http://www.w3.org/2000/svg\"><path fill=\"white\" fill-rule=\"evenodd\" d=\"M55 1V0H54ZM58 1H60V0H58ZM181 2L182 0H176L175 1V3H179V2ZM57 2V1H56ZM162 2V3H161ZM166 0H158V1H156L155 2V4H153V5H151V6H148V8L146 9V13H154L156 10H157V8L158 7H161V6H164V5H166ZM58 3H60V2H57L56 4H58ZM157 3V4H156ZM165 3V4H164ZM158 5V6H157ZM178 18V20L176 21V19H174V18ZM141 18V16H139L137 19H140ZM171 19H172V16L170 17ZM179 18H180V20H181V18H183V17H180V16H178L177 14H175V15H173V19L175 20V24L177 23V22H179L180 20H179ZM183 23H177V25L179 24V26H175V27H178V29L176 30L175 29V36H179V35H183V32L184 31H186V32H184V33H188L187 31H189L191 28H195V27H198V26H190V27H188L189 25H188V23H191V22H189V21H187V20H184V19H182L181 20ZM185 21H187L188 23L187 24H185L184 22ZM217 21V22H216ZM216 21H209L210 22V24H208L207 26H208V28H209V32L208 33H210L209 34V36H208V33H207V37H211L210 39H214V36H215V38L218 40L219 38H222V36H224V34L222 33V35H221V32H220V30H226L225 28H226V26H224L226 23H223V22H221V20H219V18L216 20ZM220 21V22H219ZM196 22L195 21H193V23H191L190 25H193V24H195ZM219 23V24H218ZM112 26H111V25ZM110 28H114V26L116 27L117 26V22L115 21V22H110ZM184 24V25H183ZM215 24V25H214ZM222 26H221V25ZM224 24V25H223ZM185 26V25H187V26H185L184 28H183V26ZM213 25V26H212ZM217 25V26H216ZM219 25V26H218ZM182 26V27H181ZM213 27V29H212V27ZM223 26L225 27V28H223ZM214 27H216V29H220L219 30V32H220V35L218 34L219 32L217 31V30H215V32H218V33H216V34H218V36H216V35H211V30L213 31L214 30ZM248 27H250V25L248 26ZM252 27V26H251ZM181 28V29H180ZM185 29L184 31H183V29ZM188 28H189V30H188ZM198 28H200V27H198ZM198 28H195L194 30H192L191 29V31L190 32H192V31H195V30H197ZM187 29V30H186ZM178 30H180L179 32H182L181 34L178 32ZM182 30V31H181ZM224 32H226V31H224ZM213 33H214V31H213ZM178 34V35H177ZM215 34V33H214ZM80 36H82V37H80ZM242 36V35H241ZM240 36V39H237L236 40V42H238L239 44H238V46H237V43H235V51L237 50V52H234V51H232V52H230V51H228V52H230V53H233L232 54V56H229V57H231L232 58V60L235 62L234 64H237L238 62H240L239 60H236V58L238 59H240L241 61H243L244 63L245 62H247V63H249V64H251V70H253V72L250 70V69H248L247 71H249V72H247V75L246 74H244V76L243 75H241V74H236V72L235 71H237V69H242V70H244L243 68L244 67H239V64H237V67L233 64L231 67H233V66H235L237 69H235V67L234 68H232V69H235L233 72L237 75H235V74H231V73H233V72H230L231 70V68H229L230 67V65L232 64V63H229L230 65H229V67H227V63H223L224 65H222V61L221 60H219L218 59V62H220V64H217L216 66H214L213 67V64L211 65L209 62V64H208V66H206L207 65V63H205L204 65H202V66H204V68H205V70L204 71H201V74H204V75H202V77H200L201 76V74H200V71H199V76H198V74L196 75V77L194 76V77H189V78H182V79H179V81L177 80H174V83L173 82H171L169 85L170 86H166L167 88L168 87H170V88H168V89H166V87L165 88H161V85L160 86H157L156 85V83L155 82H153V81H146V80H144V79H142V77L141 76H139V77H135V79H136V84H135V86H134V91H133V94L132 95H137V93H138V91L139 90H146V89H149L150 87H152L151 88V90H152V92H153V95L152 96H150V98L149 97H143L142 95H140L139 96V98H138V100H136L135 102H134V104L133 105H129V106H127V107H125V108H120L118 111H115V112H113V114H110L109 115V117H111V119L115 122V123H117V125L119 124V126H120V128H121V130H120V134H111V136L110 137H107L106 138V136H107V134L106 135H104V136H100V131H97L96 132V136H90V137H87L88 138V140L87 139H85L84 137H85V135H77V136H75V139H69V138H72V137H70V135L68 136L67 134H66V137H68V138H66V142H68V143H64V145H62L63 143H61V146H59L60 148H57L58 150L56 151V150H52L53 149V147H54V144L56 143V142H60L61 140H60V135H58V137H59V139H58V137H57V135H54L53 137H56V138H54V139H51V140H46V142H45V144H43L40 148V150H38V151H40L39 152V155H41L42 153L43 154H50V155H53L52 153H55L54 155H53V157L55 158L56 156V158H55V162L54 163H51L50 165H47V166H43V165H38V167H36V168H34V169H32V170H29L28 168H27V166L28 165H26V163L24 162V164H23V161L24 160H21V165L23 164L24 166H22V167H19L20 166V163H17L19 160H20V158L22 157V156H19V158H17V160L15 161V167H14V169H15V173H13V175H12V181L13 182H11V185H8V186H4L3 187V189L0 191V195L2 196H0V210H1V212H2V210L5 208V200H4V197L5 196H7V194H9L10 192H12L14 189H15V187L17 186V183L19 184V182L21 183L22 182V180H23V182H31V181H34V180H36L38 177V179H40L39 180V182L40 181H43V180H45V184L43 183V182H41V183H43V186H42V184H40L39 182H38V184H40V185H37V183L34 185L35 187H36V191H31L30 193H31V195H29L30 193H26L25 192V194H28V195H26L25 196V200H24V198H22L21 199V201L19 202V201H16L15 202V196H13V203L10 201V203H12V204H9V202H8V205H10V206H8V205H6V207L9 209L10 207V210H8L7 208H5L6 209V211H5V209H4V211H3V213H2V215L0 216V217H2V218H0V227H1V224L3 225V224H5V223H3V222H5L4 220H5V218L4 217H6L4 214H6V215H10V214H16V212H17V216L19 217L18 218V223H17V225H19V227L15 224V222H13L14 224H12L11 223V227L13 228H11L10 226V228L9 229H11V231H9V229H8V231H9V233H8V231H7V234L5 235V234H0V243L3 241V240H5V239H8L9 240V242L11 243H9V247H10V245L12 246L11 248H13V250H16V249H18V251H13V252H15L16 253V255L17 256H19V254H21L22 252L23 253H26L27 252V256H28V253H29V257H33V255L35 254L36 256H34V260H36L37 258L39 259L40 257H41V255L39 254V253H41V251L43 252V251H49V252H51V254H53V253H56L58 256L60 255V254H63V252H61L62 251V248H63V251L65 252V251H67L66 250V248H71V246H73V245H75V246H73V248H74V250L75 249H77V251H76V253H71L70 254V256H69V254L67 255V257L65 258V259H67L68 261H70L71 259H73V261H75L76 259H78V258H81V257H83L82 255H85L86 254V256H88L89 254V256L88 257H90V256H92L93 258H97V263L98 264H103V262H104V264L107 262L105 259L107 258V260H110V261H112V262H114V264H116V262L117 261H115V260H117V258H118V262L120 263V261H121V258L123 259L121 262H123V261H125V262H123L122 264H159L158 263V261L161 263V264H163V263H165V261L166 262H170V260L168 261V259H173L172 261L174 262V264L175 263H177L179 260H180V262H178V264L180 263V264H183V261L182 260H185V259H183L184 257H185V255L184 254H182V253H185V250H187L188 249V247L189 246H191V245H189L187 248L185 247V248H181L182 247V240L179 238V237H181V238H186L187 237V239H189L190 240V244H194V240H195V242H197V240H201V239H204V236H205V231H204V229H206L207 230V232H208V234L210 235H208L207 233H206V238H207V236L208 237H210L211 238V233H212V231L211 230H213V231H216L217 230V228L214 230V229H212V228H214V227H210V225H208V223L206 224V222H209V220L212 222V220L213 219H216L217 217H216V215L218 214L217 212H215V211H213L214 209H212V207H210L211 205L209 204V203H205V204H203L204 202H202L201 203V201L199 202V204H200V206L202 207V210H201V207L198 209L199 210V212L197 211V212H195V213H193V215H194V217H197L198 216V218H197V220H204V218H206L207 217V219H208V221L207 220H204L203 222L206 224H204L203 222H199V221H197L195 218H193L192 216V218L191 219H189L190 220V222H189V225L188 224H185L184 225V227H180V225L181 226H183L182 224H183V221H185L188 217L190 218V215H184V216H186V217H182V216H179L177 219H175L172 223H174V222H176V223H174V224H170V225H172L171 227H170V225L168 226V229H167V227L166 228H164V229H160V231H158V229L157 230H153L154 231V233L152 232V233H148V232H151L152 231V229H149V227H147V221L149 220V219H147V218H149V217H151L152 216V211H156V210H158V208L159 207H162L163 206V208H164V206L165 205H168L167 204V202L168 201H170L171 202V200H174V197H175V199H176V197L178 196H180V195H178V194H180V192L181 191H174V192H171V186L174 184V183H176V184H179V180H177V179H179V176L178 175H176L174 178L176 179V180H174L173 179V177L172 176H170V174H167L168 175V178H166L167 177V175L166 176H162L163 174H166L167 172L168 173H170L171 171H168L167 170V168L168 169H170L169 167H168V164H169V166L171 165V166H173L171 169L172 170H174V168H175V170H177V172H175V173H178L179 172V174L181 173V172H185V173H181V174H185L186 176H189V177H191L190 175H192V178L194 177V176H196V175H200L201 173H199L198 174V171H200V172H202V173H205L206 171L208 172L209 171V173H205L204 175H206V178H215L216 177V174H218V173H220L218 176H220V175H222V173H225L224 171H229V170H232V168H233V166L232 165H230V164H222V162H221V164L219 165L218 164V167H219V169H221V171H218L219 169L216 167L217 165L215 164V162L217 161V160H219L220 158L221 159H223L225 156L224 155H222V157L220 156L221 154H225V155H227L226 153H229V152H227L229 149H227V148H230V147H228V146H231V148L232 149H234L235 147H237V149L239 150V149H241V152L243 151H245V149H244V145H242V144H244V142H247V141H250V140H253V139H255V138H259V137H261V135L262 134H264V124H261V127L259 128V133L256 135V136H250L249 138L248 137H243V138H241V137H237V135L235 134L236 133V131H238L239 129H241L243 126H245V124L243 125V124H241L242 122L244 123H248V122H250V121H252V120H254L255 118H259L260 119V121H262L261 123H264V118L262 119V117H264V109H262L263 107H264V99H259V98H264V96H263V94H264V75H262V74H264L263 72H264V70H263V68H264V65H262L263 63H262V61L261 62H259V61H254V64H252V61L251 60H249V62H248V60L247 61H244V60H246V59H249V57L246 55V54H251V55H254V53H257V55H259V56H261V54L262 55H264L263 54V51H264V49L263 50H261L260 51V49H262L263 48V46H264V43H259V44H263V45H257V46H255L256 45V43H254V42H252L253 43V45L257 48H254V46L252 45V44H247L248 42L247 41H245V43H244V37L242 38ZM79 41H80V43H82V41H83V43L82 44H80L81 45V47H82V53H83V50H85V49H87V46L89 47V44L88 45H86L87 43L84 41V37H85V34H83V32H81V34L79 35ZM225 37V36H224ZM237 37H238V35H237ZM239 38V37H238ZM242 38V39H241ZM81 39H83V40H81ZM103 40V39H102ZM102 40H100V41H102ZM220 40V39H219ZM99 41V42H100ZM86 44H85V43ZM98 42V43H99ZM245 44H243V43ZM221 43V42H220ZM242 43V44H241ZM246 44H247V47L248 48H246ZM258 44V43H257ZM95 45L97 46V44H90V49L87 51V54L88 53H90V51L91 50H94V48H95ZM86 46V48H84V47ZM259 46H262V47H260L259 48ZM231 47H233V46H231ZM238 47V48H237ZM245 47V48H244ZM252 47H253V49H252ZM84 48V49H83ZM239 48H241L240 50H242L243 49V51L244 52H242V51H239ZM251 48V49H250ZM203 49V48H202ZM202 49H201V51H198V52H200V53H198V52H194V53H192L193 55L196 53L197 55V57H199L200 55H202V54H206V53H202ZM233 48H231L230 50H232ZM246 50V52H245V50ZM259 49V52L261 53H258V50ZM211 51V52H213V50H215V49H213V48H211V49H206V48H204L203 49V51ZM227 50H229V49H227ZM226 50V51H227ZM249 50H251V51H249ZM225 51V52H226ZM249 51V52H248ZM228 52H226L227 54H228ZM238 52H240V54L238 53ZM241 52L243 53V56H242V54H241ZM248 52V53H247ZM251 52V53H250ZM254 52V53H253ZM82 53H80V54H77L76 55V57L74 58V60H73V64H72V66L69 68V70H66V72H65V74L63 75V77L60 79V81L57 83V85L56 86H58L57 88L55 87V93H54V95L51 97V100H52V98H54L55 97V99H57L59 102H58V104H57V106L55 107V109L54 110H58V108L61 106V104H59V103H61V102H63L64 100L63 99H66V96H68V93H70V88H69V86H71V85H73L74 84V82L75 81H73V84H72V80L70 81V83H67V85L65 84V81H66V79L69 77V76H71V75H74L75 73H76V71H77V69L80 67V66H82L83 65V63L85 62V60H83V58H84V54H82ZM202 53V54H201ZM223 53H224V51H223ZM226 53H224V55L226 54ZM230 53H229V55H230ZM244 53H245V55H244ZM180 54V53H179ZM183 54V53H182ZM181 54V56L184 58H186V54H183L182 55ZM178 55V54H177ZM191 55V53L189 54L188 53V59L190 58V60L189 61H193V60H196V59H194V58H197V57H195V56H190ZM199 55V56H198ZM239 57H238V56ZM190 56V57H189ZM233 56L235 57V59H233ZM245 56V57H244ZM246 56L248 57V58H246ZM173 57V56H172ZM178 57H179V55H178ZM182 57H180V58H182ZM192 57H194L193 59H192ZM243 57V59H241V58ZM169 58H170V56H169ZM168 57L166 58V59H164V58H162L161 59V63L162 62H169V60H167V59H169ZM175 58V57H174ZM180 58L178 59V58H175V60H179L180 62H182V60H183V58H182V60H180ZM246 58V59H245ZM192 59V60H191ZM251 59V58H250ZM163 60V61H162ZM165 60V61H164ZM178 60H177V62H178ZM236 60V61H235ZM171 61V60H170ZM185 60H183V62H184ZM150 62L151 61H149L148 62V64H147V66H149L150 65ZM182 62V64H179V65H177V66H179V67H175L177 70H179L180 72H182V70H183V68L185 67L188 71L190 70V65L189 64H191L192 62H190V63H187L188 61H185V63H183ZM237 62V63H236ZM243 62L242 63H240V65H243L244 66V64H243ZM256 63H258V65L256 64ZM262 63V64H261ZM187 64V65H186ZM194 64V63H193ZM193 64L191 65V66H193ZM227 64V65H226ZM174 65V64H173ZM180 65L182 66V68L180 69ZM263 67H262V66ZM202 66H201V68L200 69H198V70H202ZM221 66V67H220ZM225 66L227 69H229L228 70V72L230 73V74H228V77H225L224 79H221V78H218L219 76H221V74L219 73V74H216L217 72L215 71V70H217L218 72H220L221 70H223V69H225V67L223 68V67ZM255 66V67H254ZM257 66V67H256ZM261 66V67H260ZM206 67H207V71L208 70H210L208 73H207V71H206ZM213 67V68H212ZM220 67V68H219ZM239 67V68H238ZM256 69V68H258V71L260 72V75H259V72L257 71V69L256 70H254V68ZM174 68V69H175ZM203 68V69H204ZM212 70H211V69ZM174 69H172L171 71H174ZM260 69V70H259ZM170 70V69H169ZM185 70V69H184ZM187 70H185V72H188ZM226 70V69H225ZM96 71V70H95ZM95 71H93V74H91V75H95L96 73H97V71L95 72ZM227 71V70H226ZM256 71H257V73H256ZM262 71V72H261ZM99 72V71H98ZM179 72V73H180ZM245 72V73H246ZM67 73V74H66ZM212 73V74H211ZM210 74V75H209ZM253 74H255V75H253ZM207 75H209L208 77H207ZM219 75V76H218ZM233 75V76H232ZM249 75H252V76H249ZM256 75H257V78L258 79H260V76H261V80H258V79H256L255 77H256ZM217 76V77H216ZM227 76V75H226ZM255 76V77H254ZM89 77V76H88ZM110 77H112V75H110ZM109 77V78H110ZM200 77V78H199ZM206 77V79H205V81L203 80L204 78ZM209 77H212V78H209ZM216 77V78H215ZM233 77V78H232ZM240 77V78H239ZM207 78H208V80L210 81H208L207 80ZM242 78V79H241ZM249 78V79H248ZM263 78V79H262ZM88 79V78H87ZM183 79H185V80H187V81H184ZM192 79V80H191ZM194 79H197V80H194ZM217 79V80H216ZM182 80V81H181ZM189 80V81H188ZM194 80V81H193ZM219 80V81H218ZM227 80V81H226ZM230 80H232V81H230ZM252 80V81H251ZM124 81V82H123ZM126 81L127 80H125V78L124 79H121L120 80V82L118 83V84H120L119 86L120 87H122L123 85H121L122 83L121 82H123L124 84L126 83ZM140 81V82H139ZM195 81L198 83H195ZM207 81H208V83H207ZM213 81V82H212ZM258 81H260V82H258ZM144 82V83H143ZM153 82V83H152ZM178 82H180V83H178ZM181 82H182V84H181ZM185 82L186 83H189V82H191V83H195V84H191V85H189V84H187V85H185L184 86V84H185ZM227 84H226V83ZM234 82V83H233ZM247 84H246V83ZM176 83V84H175ZM220 83V84H219ZM144 84V85H143ZM147 84V85H146ZM174 84V85H173ZM211 84V85H210ZM249 84V85H248ZM262 84V85H261ZM64 85V86H63ZM137 85V86H136ZM140 85V86H139ZM163 85V84H162ZM177 85V86H176ZM179 85V86H178ZM205 86V87H203V86ZM207 85V86H206ZM218 85H219V87L220 88H217L218 87ZM66 86H68V87H66ZM149 86V87H148ZM155 86V87H154ZM187 86V87H186ZM210 86V87H209ZM223 86H225V87H223ZM226 86H227V89H226ZM238 86V87H237ZM255 86V87H254ZM62 87H63V90H62ZM185 87V88H184ZM207 87H209V88H207ZM212 87V88H211ZM216 89H215V88ZM247 87V88H246ZM181 88V89H180ZM192 90H191V89ZM194 88V89H193ZM204 88V89H203ZM138 89V90H137ZM163 89V90H162ZM166 89V90H165ZM170 89V90H169ZM209 89V90H208ZM220 89V91H218ZM244 89V90H243ZM136 90H137V93H136ZM162 90V91H161ZM184 90H187V91H184ZM194 90V91H193ZM207 92H206V91ZM241 90V91H240ZM251 90V91H250ZM255 90V91H254ZM155 91H156V94H155ZM212 91H213V93H212ZM215 91H217V92H215ZM223 91V92H222ZM229 91V92H228ZM263 91V92H262ZM188 92H189V94H188ZM214 92H215V94H214ZM242 94V95H240L241 97H239V94L240 93ZM166 93V94H165ZM172 93V94H171ZM185 93V94H184ZM191 93V94H190ZM218 93H219V95H218ZM252 93H255V94H252ZM65 96H64V95ZM177 94V95H176ZM223 94H225V95H223ZM231 94V95H230ZM233 94V95H232ZM238 94V95H237ZM258 94V95H257ZM260 94V95H259ZM188 95V96H187ZM217 95L218 96H220V97H217ZM254 95V96H253ZM63 96H64V98H63ZM158 96V97H157ZM168 96V97H167ZM210 96V97H209ZM228 96H229V98H228ZM231 96V97H230ZM236 96V97H235ZM248 96H249V98H248ZM251 96V97H250ZM258 98H257V97ZM153 97V98H152ZM195 97V98H194ZM215 97V98H214ZM227 97V98H226ZM239 97V98H238ZM254 97H256L257 99H255ZM59 98V99H58ZM60 98H61V100H60ZM162 98V99H161ZM219 98H223L222 100L221 99H219ZM226 98V99H225ZM241 98V99H240ZM243 98V99H242ZM150 99V100H149ZM153 99V100H152ZM164 99V100H163ZM179 99V100H178ZM236 99V100H235ZM191 100V101H190ZM221 100V101H220ZM263 100V101H262ZM165 102V104H167V105H164V107H163V104H164V102ZM173 101V102H172ZM208 101V102H207ZM220 101V102H219ZM258 101V102H257ZM163 102V103H162ZM169 102V103H168ZM255 102V103H254ZM49 103H50V101L48 102V106H50L49 105ZM138 103V104H137ZM151 103V104H150ZM199 103V104H198ZM208 103V104H207ZM213 103H215V104H213ZM231 103V104H230ZM246 103H248L249 104V106L246 104ZM141 104V105H140ZM195 104V105H194ZM202 104V105H201ZM221 104V105H220ZM223 104L226 106V104L228 105V106H226L227 108H224L223 107ZM230 104V105H229ZM248 106H246V105ZM161 105V106H160ZM220 105V106H219ZM250 105H252L251 107H250ZM253 105H254V107H253ZM258 107H257V106ZM158 106V107H157ZM176 106V107H175ZM180 106V107H179ZM197 106V107H196ZM214 106V107H213ZM136 107V108H135ZM180 108L179 110H183V111H181L182 113H180V111L178 112V109H175V108ZM223 107V108H222ZM244 107V108H243ZM250 107V108H249ZM163 108H166V109H163ZM173 109V114H172V112H171V110ZM182 108V109H181ZM205 108V109H204ZM229 108V109H228ZM233 108H235V109H233ZM240 108V109H239ZM245 108H249L250 110H252V111H250L249 109H245ZM256 108H259V109H256ZM128 109V110H127ZM150 109V110H149ZM213 109H215V111H217V112H215ZM222 109V110H221ZM244 109V110H243ZM169 110H170V112H169ZM190 110V111H189ZM211 110H213V111H211ZM254 110H255V112H254ZM163 111V112H162ZM167 111V112H166ZM175 111L176 112H178L177 114H179L178 116L176 115V113H175ZM226 111V112H225ZM233 112V113H231V114H229L230 112ZM235 111V112H234ZM248 111V112H247ZM140 112V113H139ZM156 112V113H155ZM200 112V113H199ZM205 112V113H204ZM211 112H213V113H211ZM228 112V113H227ZM237 112H238V114H237ZM240 112V113H239ZM261 114H260V113ZM165 113V114H164ZM169 113L171 114V115H169ZM175 113V114H174ZM188 113V114H187ZM194 113V114H193ZM215 113V117L213 116V114ZM216 113H218V114H216ZM234 113H236V114H234ZM244 113H246V115H244ZM248 113V114H247ZM259 113V114H258ZM164 114V115H163ZM203 114V115H202ZM208 114V115H207ZM234 114V115H233ZM148 115V116H147ZM167 115V116H166ZM205 115V116H204ZM213 117H212V116ZM229 115V116H228ZM236 115V116H235ZM238 115V116H237ZM147 116V117H146ZM172 116V117H171ZM198 116V117H197ZM208 118H207V117ZM219 116V117H218ZM235 118H234V117ZM243 116H245V118L246 119H244V117ZM247 116V117H246ZM129 117V118H128ZM158 117V118H157ZM167 117V118H166ZM175 117V118H174ZM178 117V118H177ZM181 117V118H180ZM189 117H191V119L189 118ZM200 117V118H199ZM205 117L207 118V119H205ZM209 117H212L213 118V120H211L212 118H209ZM227 117V118H226ZM229 117H233L232 118V120H231V118H230V121H229ZM255 117V118H254ZM134 118V119H133ZM161 118V119H160ZM183 118V119H182ZM188 118H189V120H188ZM198 118V119H197ZM204 118V119H203ZM239 118H243V120L241 119H239ZM145 119V120H144ZM169 119V120H168ZM176 120V122L174 121V120ZM180 119H181V121H180ZM201 121H200V120ZM144 120V121H143ZM158 120V121H157ZM195 120V121H194ZM198 120V121H197ZM208 120V121H207ZM226 120V121H225ZM244 120H246V121H248V122H246V121H244ZM159 121L162 123H159ZM174 121V122H173ZM188 121V122H187ZM204 121V122H203ZM224 121V122H223ZM228 121V122H227ZM232 121V122H231ZM239 121V122H238ZM241 121V122H240ZM141 122H142V124H141ZM146 122V123H145ZM154 122V123H153ZM173 122V123H172ZM179 122V123H178ZM185 122H187V123H185ZM197 122V123H196ZM206 122V123H205ZM226 122V123H225ZM130 123V124H129ZM139 123V124H138ZM169 123H171V124H169ZM191 123H194L193 124V126H192V124ZM201 123V124H200ZM204 123V124H203ZM208 123V124H207ZM227 123H229V124H227ZM123 124V125H122ZM126 124V125H125ZM144 124V125H143ZM159 126H158V125ZM167 124V125H166ZM183 124V125H182ZM188 124H189V126H188ZM198 124H200V125H198ZM128 125V126H127ZM134 125V126H133ZM136 125V126H135ZM148 125V126H147ZM164 125V126H163ZM166 125V126H165ZM196 125V126H195ZM197 125H198V127H197ZM208 125V126H207ZM212 125H214V127L212 126ZM230 125V126H229ZM235 125V126H234ZM241 125H243V126H241ZM125 126V127H124ZM131 126H132V130H131ZM143 126V127H142ZM181 128V129H179V127ZM182 126V127H181ZM184 126V127H183ZM187 126V127H186ZM211 128H210V127ZM215 126H216V128H215ZM239 126V127H238ZM263 126V127H262ZM128 127V132H127V128ZM133 127H136V129L135 128H133ZM140 127L142 128V129H140ZM172 127V128H171ZM177 127V128H176ZM194 129H193V128ZM204 127V128H203ZM237 127H238V129H237ZM157 128V129H156ZM160 128H161V130H160ZM164 128V129H163ZM171 128V129H170ZM176 128V129H175ZM187 128V129H186ZM196 128V129H195ZM203 128V129H202ZM207 128H209V129H207ZM214 128V129H213ZM221 128V129H220ZM227 130H226V129ZM228 128H230V130H228ZM130 129V130H129ZM192 129V130H191ZM218 129V132L217 131H215V130H217ZM222 129H223V132H221L222 131ZM234 129V130H233ZM263 129V130H262ZM174 130V131H173ZM177 130V131H176ZM195 130V131H194ZM199 130H201V131H199ZM203 130V131H202ZM206 130V131H205ZM214 132H213V131ZM224 130H226V131H224ZM123 131V132H122ZM134 131V132H133ZM149 131V132H148ZM172 131L173 132H178L177 134H175V133H172ZM192 131H194V132H192ZM262 131V132H261ZM170 132V133H169ZM180 132V133H179ZM187 132H188V134H187ZM192 132V133H191ZM198 132H201V133H198ZM204 132V133H203ZM220 132V133H219ZM223 133V134H222ZM226 133V134H225ZM233 133L235 134V135H233ZM262 133V134H261ZM135 134V135H134ZM147 134V135H146ZM174 134V135H173ZM178 134H180L179 136H177ZM196 134V135H195ZM197 134H198V137H197ZM213 134H214V136H213ZM230 134V135H229ZM108 135H109V133H108ZM113 135H115V136H113ZM122 135V136H121ZM132 137H130V136ZM139 135V136H138ZM141 135H143V136H141ZM150 135H151V137H150ZM156 135V136H155ZM169 135V136H168ZM183 135V136H182ZM207 135V136H206ZM228 136V138H227V136ZM259 135V136H258ZM121 136V137H120ZM134 136H136V137H134ZM173 136H174V138H173ZM187 136V137H186ZM190 138H189V137ZM195 136V137H194ZM229 136H231V137H229ZM77 137V138H76ZM79 137V138H78ZM84 139H83V138ZM93 137V138H92ZM97 139H96V138ZM99 137V138H98ZM105 137V138H104ZM155 137V138H154ZM196 137H197V139H196ZM222 137V138H221ZM252 137V138H251ZM91 138V139H90ZM120 140H119V139ZM139 138V139H138ZM144 138V139H143ZM147 138V139H146ZM153 138V139H152ZM159 138V141H160V143L158 142V140H156V139H158ZM179 140H178V139ZM181 138V139H180ZM191 138H193V139H191ZM204 138V139H203ZM213 140H212V139ZM233 138V139H232ZM247 138V139H246ZM68 139V140H67ZM76 139H78L77 140V142L75 141ZM81 139V140H80ZM84 141H83V140ZM103 139V140H102ZM112 139V140H111ZM150 139V140H149ZM155 139V140H154ZM170 139V140H169ZM174 139H176V141H178L177 143H176V141L174 140ZM196 139V140H195ZM202 139V140H201ZM205 139H206V142H205ZM216 139V140H215ZM238 139L241 141H239V142H237L238 141ZM56 140V141H55ZM86 140V141H85ZM89 140H91V141H89ZM99 140V141H98ZM105 140V141H104ZM145 140V141H144ZM162 140H164V141H162ZM174 140V141H173ZM183 140V142H184V144H181V143H183V142H181ZM187 140V141H186ZM193 140H194V142H193ZM222 140V141H221ZM231 140V141H230ZM246 140V141H245ZM73 142V143H71V142ZM81 141V142H80ZM111 141V142H110ZM113 141V142H112ZM115 141H117V142H115ZM141 141V142H140ZM144 141V142H143ZM154 141V142H153ZM169 141H172V143L171 142H169ZM180 141V142H179ZM196 141H202L200 144L198 143V142H196ZM208 141H209V145H208ZM224 141H226L225 143H228V142H230V143H228V144H230V145H224L223 144V142ZM228 141V142H227ZM53 142V143H52ZM70 142V143H69ZM95 142V143H94ZM99 142V143H98ZM105 142H107V143H105ZM162 142H164V143H162ZM169 142V143H168ZM175 142V143H174ZM196 142V143H195ZM205 142V143H204ZM214 142V143H213ZM217 142H219V143H217ZM221 142V143H220ZM232 142H236V143H232ZM81 145H80V144ZM85 143V144H84ZM89 143V144H88ZM130 143V144H129ZM162 143V144H161ZM174 143V144H173ZM190 143V144H189ZM206 143H207V148H206ZM217 143V144H216ZM232 143V144H231ZM242 143V144H241ZM65 144H67V145H65ZM75 145V146H73V145ZM111 144H115V145H111ZM117 144V145H116ZM152 144V145H151ZM165 144H168L169 145V147L168 146H165ZM177 144V145H176ZM187 144V145H186ZM194 144V145H198L199 147H200V149H199V147L197 146L196 148L194 147V145L192 146V145ZM204 146V144H205V146H204V148L205 149H203V147H202V145ZM220 144H222L223 145V147L225 146H227V150H225L226 152H224V148H222V145H220ZM235 144H237V145H235ZM90 145V146H89ZM136 145V146H135ZM171 145H174V146H171ZM215 145V146H214ZM220 147L219 149H218V147ZM66 146H68V147H66ZM78 146H80L79 148H78ZM121 146V147H120ZM134 146V147H133ZM148 146H150V147H148ZM155 146H157V147H155ZM175 146H177V148L175 147ZM51 147H52V149H51ZM73 149H72V148ZM83 147V148H82ZM86 149H85V148ZM89 147V148H88ZM92 147L94 148V150L92 149ZM97 147V148H96ZM108 147H111V148H108ZM115 149H114V148ZM148 147V148H147ZM193 147V148H192ZM216 147H217V149H216ZM67 148V149H66ZM70 148V149H69ZM78 148V149H77ZM113 148V149H112ZM118 148V149H117ZM134 148V149H133ZM139 150H138V149ZM144 148V149H143ZM158 148V149H157ZM173 148V149H172ZM179 148H181V149H179ZM202 148V149H201ZM231 148H230V150H231ZM59 149H62V150H60V153H59ZM63 149H64V151H63ZM80 149H81V151H80ZM90 149V150H89ZM96 149V150H95ZM107 149V150H106ZM125 149V150H124ZM126 149H128V150H126ZM168 149V150H167ZM175 149V150H174ZM187 149H190V150H187ZM192 149H193V151H192ZM211 149V150H210ZM216 151H215V150ZM51 152H50V151ZM75 150V151H74ZM78 150V151H77ZM148 152H147V151ZM157 150V151H156ZM219 150V151H218ZM229 150V151H230ZM62 151V152H61ZM65 151H67V153L65 152ZM70 151V152H69ZM100 151H101V154H100ZM112 151V152H111ZM127 151V152H126ZM128 151L130 152V154L128 153ZM160 151V152H159ZM199 151H201L200 153H198ZM203 151V152H202ZM206 151H210V154H207L206 156L209 158H207V160L205 161L203 158H202V154L204 153V152H206ZM45 152V153H44ZM69 152V153H68ZM92 152V153H91ZM97 152V153H96ZM104 152V153H103ZM137 152V153H136ZM157 152V153H156ZM222 152V153H221ZM246 152V151H245ZM244 152V153H245ZM56 153H58V154H56ZM93 153H95L96 155H94ZM218 153H221V154H219L218 156H219V158H217V154ZM26 154L27 153H25V155H24V157L26 156ZM90 156H89V155ZM98 154H100L99 156H98ZM106 154H108V155H106ZM121 154V155H120ZM123 154V155H122ZM125 154L127 155V158L126 157H124L125 156ZM129 154V155H128ZM180 154V155H179ZM183 154V155H182ZM185 154V155H184ZM197 154H199V156L202 158V160H203V162H202V160H201V162L204 164H202L201 162H200V160L199 159H201ZM201 154V155H200ZM62 155V156H61ZM67 155V156H66ZM86 155H88V157H85ZM105 155V156H104ZM117 155V156H116ZM135 155V156H134ZM157 155V156H156ZM164 155V156H163ZM209 155V156H208ZM210 155L211 156H213V158L211 157L210 158ZM59 156V157H58ZM100 156H102V157H100ZM133 156V157H132ZM152 158H151V157ZM216 156V157H215ZM63 157H65L66 158V161H67V163L69 164V165H66L65 167L67 168L68 166V168L67 169H72V172H71V174H72V176H74V177H72L71 175H70V177L69 178H71L73 181L74 180H76V182H75V184H78V185H75V186H73V185H71L73 188H71V186H67L68 184H65L64 185V187H61V186H63V185H61V186H57L58 184H61L62 182L61 181H63V179L65 180V178L67 179V177H65L66 176V174H69L70 173V171H71V169L70 170H68V171H66V168H64L63 170L65 171H63L62 169V171H58V179H55V178H57V175H52L51 173H54L55 174V172H51L50 170V168H55V169H57L56 167H57V164L59 163V161L63 158ZM88 158V160L87 159H84V158ZM94 157H96V159L94 158ZM99 157V158H98ZM114 157V158H113ZM117 157H118V159H117ZM123 159H122V158ZM177 157V158H176ZM197 157H198V159H197ZM59 158V159H58ZM81 158H83L84 160H85V162H83L84 163V165L82 166V169L80 170V164L78 163V161L80 160H83V159H81ZM93 158V159H92ZM97 158H98V160H97ZM121 158V159H120ZM129 158L131 159V160H129ZM165 158V159H164ZM92 159V160H91ZM135 159V160H134ZM157 159V160H156ZM213 159V161H211ZM215 159V160H214ZM217 159V160H216ZM69 160V161H68ZM74 160V161H73ZM78 160V161H77ZM119 160V161H118ZM150 160V161H149ZM199 160V161H198ZM224 160V159H223ZM58 161V162H57ZM91 161V162H90ZM107 161V162H106ZM121 161V162H120ZM129 161V162H128ZM132 163H131V162ZM147 161H149V162H147ZM198 162V163H196V162ZM208 161V163L210 162V164L212 163L213 164V162H214V165H215V167L217 168H215L214 167V165H210V167L209 166H207V165H209V164H207L206 165V162ZM72 162V163H71ZM86 162H88V164L86 163ZM103 162V163H102ZM119 162H120V164H119ZM127 162H128V164H127ZM170 162V163H169ZM201 163V165H198V164H200ZM55 163H56V165H55ZM111 163V164H110ZM166 163V164H165ZM178 163V164H177ZM191 163V164H190ZM194 163V164H193ZM199 166H195L196 164ZM12 163H10V165H11ZM54 164V165H53ZM73 164V165H72ZM85 164L88 166H85ZM104 164V165H103ZM106 164H107V166H106ZM119 164V166H117ZM125 164V165H124ZM126 164H127V166H126ZM134 164V165H133ZM187 164V165H186ZM2 165V164H1ZM9 164H7V166H10ZM16 165H17V167H16ZM79 165V166H78ZM94 165V166H93ZM110 165V166H109ZM129 165H131V166H129ZM149 165V166H148ZM192 167H191V166ZM194 165V166H193ZM221 165H222V167H221ZM3 167V170H1L2 172H4V171H6V172H8L9 170H8V167ZM53 166V167H52ZM93 166V167H92ZM99 166V167H98ZM102 168H101V167ZM105 166V167H104ZM109 166V167H108ZM114 168H113V167ZM125 167V169L126 170H124V168L123 167ZM156 166V167H155ZM158 166V167H157ZM180 166V167H179ZM183 166V167H182ZM187 166V168H189V169H185V167ZM204 166V167H203ZM206 166H207V168H206ZM211 166L213 167V168H211ZM230 168H229V167ZM92 169H90V168ZM120 168V169H117V168ZM141 168V170H140V168ZM224 167V168H223ZM7 168V169H6ZM25 168H27L25 171H24V169ZM40 168V169H39ZM47 168V169H46ZM75 168V169H74ZM83 168H84V170H83ZM87 168V169H86ZM132 168H133V170H132ZM146 168V169H145ZM157 168V169H156ZM178 168V169H177ZM192 168H196V169H192ZM197 168H201L200 170H197ZM202 168H205V169H203V170H205V171H203L202 170ZM5 169V170H4ZM50 169V170H49ZM76 169H79L78 171H80L81 173H83L82 175H84V177H83V180H79V179H81L82 178V175L80 174V172H78ZM85 169H86V171H85ZM96 169V170H95ZM106 169H108V170H106ZM170 169V170H171ZM183 169V170H182ZM184 169H185V171H184ZM191 169V170H190ZM210 169H211V171H210ZM215 169V171H212V170H214ZM224 169V170H223ZM21 170V171H20ZM28 170V171H27ZM37 170V171H36ZM45 170H47V171H45ZM49 170V171H48ZM73 170H75V173H76V171H77V173H79L80 175H78V174H76L77 175V177L78 176H81L80 178H78V179H76L77 177L75 176V174H74V171ZM91 170V171H90ZM104 170V171H103ZM111 170H113V171H111ZM135 170V171H134ZM138 170H140V171H138ZM165 170H167V171H165ZM174 170V171H175ZM179 170H181V171H179ZM187 170H190V171H187ZM192 170H195L194 171V173H193V171ZM197 170V171H196ZM217 170V171H216ZM41 171V172H40ZM54 171V170H53ZM83 171V172H82ZM94 171V172H93ZM108 171H111V172H116V174L114 175V174H112V176L111 175H109V173H111V172H108ZM118 171V172H117ZM137 171V172H136ZM145 171V172H144ZM1 172V174H0V177H1V175H2V177L3 176H5V173L3 174ZM49 172H51V173H49ZM62 172H64V173H66L65 174V176H64V173H62ZM85 172V173H84ZM88 172V173H87ZM93 172V173H92ZM98 172V173H97ZM103 172H104V174H103ZM134 172V173H133ZM151 174H150V173ZM164 172V173H163ZM186 172H188V173H186ZM197 172V173H196ZM212 172V173H211ZM215 172H217V173H215ZM35 173V174H34ZM41 174V176L43 177L42 179H41V176H40V174ZM45 173V174H44ZM126 173V174H125ZM189 173H191V174H189ZM215 173V174H214ZM16 174V175H15ZM20 174V175H19ZM29 176H28V175ZM33 174V175H32ZM39 174V176H37ZM90 174H92V175H90ZM100 174V175H99ZM142 174V175H141ZM150 174V175H149ZM196 174V175H195ZM15 175V176H14ZM26 175V176H25ZM30 175H31V178H30ZM63 175V176H62ZM121 175V176H120ZM136 175H137V177H136ZM146 175V176H145ZM148 175V176H147ZM172 175H174V174H172ZM215 175V176H214ZM35 178H34V177ZM52 176V177H51ZM63 178V179H61V181H60V178L61 177ZM87 176V177H86ZM109 176H111V177H113V178H111V177H109ZM151 176H153V178L151 177ZM159 176H161V178L159 177ZM212 176V177H211ZM217 176V177H218ZM16 177V178H15ZM65 177V178H64ZM103 177V178H102ZM115 177V178H114ZM121 177V178H120ZM135 177V178H134ZM172 177V179H169V178H171ZM181 177V176H180ZM217 177H216V179H217ZM52 178V179H51ZM68 178V179H69ZM75 178V179H74ZM84 178H85V181H84ZM91 179V183H88V182H90V180L88 181V179ZM124 178V179H123ZM163 178H165V179H163ZM14 179H15V181H14ZM18 179V180H17ZM21 179V180H20ZM37 179V180H38ZM47 179H48V181H47ZM51 179V180H50ZM67 179V180H68ZM93 179V180H92ZM95 179V180H94ZM97 179V180H96ZM116 179H117V181H116ZM121 179V180H120ZM132 179V180H131ZM153 180V181H150V180ZM154 179L157 181V182H155L154 181ZM31 180V181H30ZM36 180V181H37ZM58 180L60 181V182H58ZM67 180H65V181H63V183H67ZM115 180V181H114ZM161 180H165V182L166 183H164L163 181L161 182ZM168 180H170V181H172L173 183H170V181H168ZM174 180V181H173ZM50 181V182H49ZM77 181H79V182H77ZM82 181V182H81ZM93 181V182H92ZM96 181V182H95ZM105 181V182H104ZM108 181V182H107ZM122 181H124V182H122ZM159 181H160V185L158 184L159 183ZM176 181V182H175ZM177 181H179V182H177ZM54 182V183H53ZM84 182L85 183H87V184H85L84 185ZM95 182V183H94ZM140 182V183H139ZM147 182V185L145 184ZM15 183H16V185H15ZM47 183V184H46ZM58 183V184H57ZM109 183H110V185H109ZM118 183V184H117ZM162 183H163V185H162ZM169 183V184H168ZM51 184V185H50ZM57 184V185H56ZM88 184H90V186H88ZM91 184H93V185H91ZM99 184V185H98ZM123 184V185H122ZM149 184H150V187H149ZM154 184H156V186L154 185ZM165 184V185H164ZM166 184H168L167 186H166ZM13 185V186H12ZM82 185H84L83 187H82ZM121 185V186H120ZM129 185V186H128ZM145 185V186H144ZM155 186V188H154V186ZM164 186V187H162V186ZM171 185V186H170ZM37 186H39V187H37ZM41 186H42V188H41ZM55 186H57V189L55 188ZM65 186H67V190L66 189H64V188H66ZM78 186H80V188L78 187ZM117 186V187H116ZM125 186V187H124ZM146 186H147V188H146ZM170 186V187H169ZM13 187V188H12ZM34 187V188H35ZM58 187H59V189L60 188H63L62 190V193L64 192V190H65V193H63V194H66V195H69V193L67 192V191H69V192H71L69 189H73L72 191H74L73 193L75 194V192H76V194L78 193L77 191H79L80 193H81V196H76V198H73V196L71 195V196H69L70 198H65V199H62V200H60L59 202H55V204H54V206H52V210L51 209H49V207L47 208L46 206L47 205H44V204H46L49 200V194H51V192L53 191V188H54V190L55 191H57L58 190ZM70 187V188H69ZM76 187V188H75ZM88 187H90V188H88ZM92 187V188H91ZM109 187V188H108ZM153 187V188H152ZM157 187L159 188V190L161 189V192H165V191H168L169 189V192H171V193H173V195L172 196H174V197H172V198H170L169 200H164L163 199V201H161L162 199H159V200H157L158 199V196L161 194V192L157 189ZM166 187V188H165ZM8 188H10L9 190H8ZM25 189L27 188V187H24ZM52 188V191H50V189ZM78 188V189H77ZM100 188V189H99ZM144 188H146V189H144ZM150 188H151V190L152 189H154V190H152V192H151V190H150ZM164 188V189H163ZM7 189V190H6ZM24 189V190H25ZM32 189V188H31ZM76 189V190H75ZM84 191H83V190ZM88 189L90 190V191H88ZM111 189V190H110ZM166 189H168V190H166ZM3 190H5V191H3ZM11 190V191H10ZM27 190V189H26ZM25 190V191H26ZM29 190V189H28ZM27 190V192H29ZM37 190H39V191H37ZM106 190V191H105ZM119 190V191H118ZM127 190V191H126ZM164 190V191H163ZM50 191V193H48ZM95 191H97L96 193H95ZM99 191V192H98ZM125 191V192H124ZM144 191L146 192V193H144ZM9 192V193H8ZM15 192V191H14ZM33 192H35L34 194H33ZM54 192V191H53ZM52 192V193H53ZM102 192V193H101ZM120 192H122V193H120ZM156 194H154V193ZM2 193V194H1ZM38 193V194H37ZM72 193V192H71ZM72 193V194H73ZM80 193H78V194H80ZM84 193V194H83ZM85 193H86V195H85ZM90 193V194H89ZM104 193V194H103ZM113 193V194H112ZM147 193H149V194H151V197H149L148 195H147ZM153 193V194H152ZM158 193V194H157ZM160 193V194H159ZM12 194H14V193H12ZM33 194V195H32ZM37 194V195H36ZM94 194V195H93ZM107 194V195H106ZM145 195V197H144V195ZM35 195V196H34ZM48 197H47V196ZM91 195V196H90ZM112 195V196H111ZM132 195H133V197H132ZM146 195H147V197H146ZM158 195V196H157ZM43 196V197H42ZM90 196V197H89ZM95 196V197H94ZM153 196H155V198H157L156 200H152L154 197ZM31 197V198H30ZM45 197V198H44ZM81 197V198H80ZM94 197V198H93ZM104 197V198H103ZM132 197V198H131ZM142 197H144V198H142ZM150 198V200L152 201V204L150 203V200H149V198ZM88 200H87V199ZM121 198V199H120ZM142 198V199H141ZM147 199V201H145L146 199ZM169 198V197H168ZM167 198V199H168ZM32 199V200H31ZM35 199V200H34ZM51 199H54V198H51ZM50 199V200H51ZM70 199H73V200H70ZM74 199H75V202H73L74 201ZM84 199V200H83ZM97 199V200H96ZM101 199H104V200H102V201H104L106 204H107V202L106 201H111L110 203H108L107 204V206H106V204L103 202H101L100 200ZM144 199V200H143ZM165 199H166V197H165ZM2 200H3V202H2ZM12 200V199H11ZM45 200V201H44ZM69 200V201H68ZM77 200V201H76ZM82 200V201H81ZM91 200V201H90ZM95 200V201H94ZM106 200V201H105ZM112 200H113V202H112ZM131 200V201H130ZM137 200V201H136ZM149 200V201H148ZM38 201V202H37ZM86 201V202H85ZM108 201V202H109ZM127 201V202H126ZM129 201V202H128ZM138 201H141V202H143V203H141V202H138ZM154 201V202H153ZM158 201V202H157ZM196 201V200H195ZM66 202V203H65ZM70 203V204H68V203ZM84 204H83V203ZM98 202V203H97ZM133 202V203H132ZM145 202H147V203H145ZM155 202H157V203H155ZM160 202H161V204H160ZM164 202V203H163ZM237 202V201H236ZM24 203H25V205H24ZM72 203H74V204H72ZM80 203H82V206H81V204ZM89 203V204H88ZM99 203H101V204H103V205H99ZM127 203H129V209L126 207V204ZM138 203V204H137ZM169 203V202H168ZM195 203V202H194ZM27 204H28V206H27ZM40 204V205H39ZM63 204V205H62ZM72 204V205H71ZM77 204V205H76ZM80 204V205H79ZM117 204V205H116ZM119 204V205H118ZM130 204H133L132 205V209H130ZM142 204H143V206H145L146 204H148V205H146L144 208L143 207H141L142 208V213H144V211H145V215L144 214H142L143 215V218H144V220H146L147 219V221L145 222L143 219L141 220H139V218H142V215H141V209H140V206H142ZM156 204H157V206H156ZM15 205V206H14ZM71 205V206H70ZM85 205V206H84ZM91 205H93V207L91 206ZM95 205H96V207H95ZM116 205V206H115ZM138 205H139V207H138ZM151 205V206H150ZM154 205L156 206V207H154ZM159 205H161V206H159ZM177 205V206H176ZM176 205H169V206H176V207H178V206H180V205H183V204H176ZM203 205V206H202ZM205 205H206V207H207V209L208 210H212L210 213H215L214 214V218H213V216H212V218L208 215V216H206L205 214H207L209 211H205V214L203 213V208L205 207ZM210 205V206H209ZM233 205L235 206L236 205V207L234 208V209H232L231 211L232 212H234V213H236L237 212V203H235V201L233 202ZM12 206H13V208H12ZM19 206V207H18ZM22 206V207H21ZM41 206V207H40ZM67 206V207H66ZM90 206V207H89ZM109 206H110V208H109ZM113 206V207H112ZM115 206V207H114ZM118 206V207H117ZM123 206V207H122ZM152 207V208H149V207ZM34 207V208H33ZM39 207V208H38ZM42 207H44V209H42V210H44V212L43 211H41V208ZM95 207V208H94ZM126 207V208H125ZM211 209H210V208ZM19 208V209H18ZM22 208V209H21ZM25 210H24V209ZM27 208V209H26ZM62 208V209H61ZM83 208V209H82ZM112 208H113V210H112ZM116 208V209H115ZM122 208V209H121ZM125 208V210L123 211V209ZM138 208H139V210H138ZM147 208H148V210H147ZM155 208V209H154ZM167 208H169L168 206H167ZM166 208V206H165V209H167ZM172 208H174V207H172ZM45 209H46V211H45ZM48 209V210H47ZM107 209H108V211H107ZM109 209L111 210V211H113L114 212V210H115V212L113 213V212H111L110 211V213H112V214H110V216H109V214L108 213H106V212H109ZM119 209H121V211H117V210H119ZM127 209V210H126ZM134 209V212L137 214V215H139L140 217H138V220L139 221H137L136 222V224H139L138 226H139V228H137L136 227V224H135V222L133 221V222H130V219L127 221L126 220V222H128V223H126L125 221H124V219H126V215H128V216H130V214L132 215V213H133V210ZM146 209V210H145ZM152 211H151V210ZM154 209V210H153ZM170 209V208H169ZM207 209H204V210H207ZM24 210V211H23ZM38 213H36L35 211ZM63 210V211H62ZM70 210V211H69ZM90 210H92V211H90ZM129 210H131V212L129 213ZM8 211V212H7ZM31 211V212H30ZM50 211V212H49ZM118 213H117V212ZM123 211V212H122ZM126 211H127V213H126ZM140 211V212H139ZM147 211V212H146ZM165 211H167V210H165ZM203 213H201V212ZM263 211V210H262ZM260 212L259 214H258V216H250V217H252L253 219H252V225L249 227V229H252V232H255L256 231V227H255V223L256 222H254V221H257V224H259V223H261V222H263L264 221V214H262L263 212ZM1 212H0V214H1ZM4 212H7V213H4ZM42 212H43V214H46V215H42ZM47 212V213H46ZM78 212V213H77ZM84 212V213H83ZM97 212H98V214H97ZM121 212V213H120ZM140 214H139V213ZM151 212V213H150ZM153 212V213H154ZM230 212V211H229ZM33 213V214H32ZM37 215H36V214ZM59 213V214H58ZM106 213V214H105ZM115 213H116V215H117V217L118 218H120V219H118V218H116V215H115ZM147 213H148V216H147ZM166 214H168V212H165ZM202 214V216H204V218L201 216V214ZM68 214V215H67ZM102 216H101V215ZM108 214V216H106ZM113 214H114V216H113ZM120 216H122L123 214H125V215H123V216H125V218L124 219H122V217H120ZM165 214V215H166ZM198 214V215H197ZM224 214V213H223ZM222 213L221 214H219V216L218 217H228V212H226V215H223ZM27 215V216H26ZM31 215H35V216H31ZM48 215V216H47ZM53 215V216H52ZM66 215V216H65ZM103 215H105L106 217H104ZM150 215V216H149ZM257 215V214H256ZM38 217V219H37V217ZM73 216V217H72ZM89 216V217H88ZM93 216V217H92ZM111 216H113V217H111ZM146 216V217H145ZM199 216H200V219H199ZM33 217V218H32ZM34 217H36V218H34ZM88 217V218H87ZM96 219H95V218ZM108 217V218H107ZM115 217V218H114ZM203 219H202V218ZM211 218V219H209V218ZM260 217V218H259ZM4 218V219H3ZM27 218V219H26ZM45 218V219H44ZM65 218V219H64ZM81 218V219H80ZM91 218H93V220L95 219V221L93 222V220H90ZM103 218H104V220H103ZM114 218V222L116 221H118V223H116L115 222V224L114 223H112L113 221H112V219ZM129 218H131V216L129 217ZM183 218V219H182ZM255 218V219H254ZM257 218V219H256ZM3 219V220H2ZM36 219V220H35ZM71 219V220H70ZM86 219H88V220H86ZM102 219V220H101ZM108 219H110L111 220V222L109 223V225L107 226V224L105 223V220L107 221ZM128 219V218H127ZM194 221H193V220ZM261 221H260V220ZM33 220V221H32ZM35 220V221H34ZM48 220V221H47ZM63 220V221H62ZM90 220V223H91V225L93 226L94 224L96 225V220H97V224H98V226H95L94 225V227H96V228H98V230L96 229V228H94L93 227V229H92V226H90L89 224H86L87 222L86 221H89ZM99 220V221H98ZM124 222H123V221ZM135 220H137V219H135ZM179 221V223H180V225H177L178 224V221ZM183 220V221H182ZM250 220H251V218H250ZM41 221V222H40ZM119 221L120 222H122V224L120 223L119 224ZM140 221H143V222H140ZM196 224V223H200L199 225H197V226H200V227H196V225L194 224L193 225V222ZM259 221V222H258ZM16 222H17V220H16ZM21 222V223H20ZM25 222V223H24ZM36 222H38V223H36ZM43 222V223H42ZM56 222V223H55ZM65 222V223H64ZM98 222H100V223H98ZM103 222L105 223V224H103ZM140 222V223H139ZM22 223H24L25 224V226H23L24 224H22ZM78 223V224H77ZM130 223V224H129ZM143 225H142V224ZM191 223H192V225H191ZM210 223V222H209ZM34 224V225H33ZM44 224V225H43ZM47 224V225H46ZM53 224H54V226H53ZM56 224H57V226H56ZM84 224V225H83ZM103 224V227L101 226ZM117 224L119 225V226H117ZM123 224H125V226H131V224L132 225H134V228H135V230H132L133 229V227L131 228V227H129V229H127L128 228V226L127 227H121L120 225H122L123 226ZM203 224V225H202ZM211 224V223H210ZM39 225V226H38ZM60 225V226H59ZM72 225V226H71ZM87 225V226H86ZM100 225V226H99ZM106 225V226H105ZM110 225H112V226H110ZM114 225V226H113ZM145 228V227H147V228H143L142 226ZM175 225V226H174ZM177 225V226H176ZM205 225V227H203ZM61 227V228H59V227ZM85 226V227H84ZM174 226V227H173ZM179 226V227H178ZM201 226L204 228H202V229H199L198 230V228H201ZM208 226V227H207ZM15 227V228H14ZM31 227H32V229H31ZM36 227V228H35ZM44 227H45V229H44ZM77 227V228H76ZM89 227V228H88ZM104 227H108V228H106L107 229V231H106V229L104 230L103 228ZM114 227V228H113ZM142 228V230H140L141 228ZM189 227L191 228V229H189ZM193 227V228H192ZM207 227V228H206ZM254 227H255V229H254ZM21 228V229H20ZM35 228V229H34ZM37 228H38V230H37ZM52 228V229H51ZM53 228H54V230H53ZM58 228V229H57ZM102 229V231H101V229ZM109 228H111V230H109ZM120 228H122V229H120ZM171 228V229H170ZM177 228V229H176ZM188 231V232H184V231H186L185 229ZM209 228H211L210 230H209ZM30 229V230H29ZM67 229V230H66ZM87 229V230H86ZM94 229H96V230H94ZM122 230V231H120V230ZM124 229V230H123ZM127 229V230H126ZM131 229V230H130ZM137 229H139V230H137ZM150 230V231H148V230ZM180 229V230H179ZM189 229V230H188ZM193 229V230H192ZM14 230V231H13ZM20 230H22L21 232H19L20 234H21V236H20V234H18L17 236H18V238H20V239H18L17 238V236H16V238H15V234L16 233H18V231ZM45 230V231H44ZM49 230V231H48ZM90 230V231H89ZM105 232H104V231ZM130 230V231H129ZM137 230V231H136ZM145 231L146 230V232H141V231ZM170 230V231H169ZM191 230V231H190ZM195 230V231H194ZM199 231V234H201L200 235V238H199V234L197 235L196 233ZM201 230H202V232H201ZM248 230V229H247ZM31 231H33V232H31ZM62 233H61V232ZM73 231H75V233L73 232ZM78 231V232H77ZM94 231V232H93ZM98 231V232H97ZM113 231V232H112ZM164 231V232H163ZM193 231V232H192ZM210 231H211V233H210ZM14 232V233H13ZM77 232V233H76ZM85 232H86V234H85ZM87 232H90V233H87ZM99 232H100V234H99ZM105 233V234H101V233ZM108 232V233H107ZM112 232V233H111ZM120 232H123V233H120ZM182 232H184V234H186V235H184V234H182ZM191 232V233H190ZM204 232V233H203ZM43 235H41V234ZM53 233V234H52ZM95 233V234H94ZM97 233V234H96ZM157 233V234H156ZM190 233V234H189ZM203 233V234H202ZM215 233V232H214ZM52 234V235H51ZM61 234V235H60ZM72 234H76V237L74 236V235H72ZM89 234H90V236H89ZM119 234V235H118ZM143 234V235H142ZM182 234V235H181ZM189 234V235H188ZM193 234V235H192ZM196 234V238H194L195 235ZM11 235V236H10ZM39 235H40V237H39ZM46 235H48V236H46ZM51 235V236H50ZM122 235V236H121ZM144 235H145V238L147 239H145L144 238ZM149 235H151V236H149ZM168 235V236H167ZM177 235V236H176ZM181 235V236H180ZM7 236V237H6ZM50 236V237H49ZM58 236V237H57ZM72 236V237H71ZM73 236L76 238L75 240H74V238H73ZM92 236H94V237H92ZM170 236V237H169ZM173 236V237H172ZM175 236V237H174ZM189 236H193L192 238L191 237H189ZM203 236V237H202ZM3 237H5V238H3ZM9 237V238H8ZM11 237H12V239H11ZM88 237V238H87ZM126 237V238H125ZM141 237H143V238H141ZM243 237V238H242ZM239 240H238V242H239V244H240V242L242 241L243 242V239H244V242L245 243H241L240 245L237 243V242H233V243H231L232 245H231V248H232V251H231V253L232 254H230V256L229 257H227L226 255H224L223 253H225L227 250H223L222 252H221V248H219L220 249V251H219V249H215L216 251H214L213 253L212 252H209V253H207V254H205L204 256L203 255H197L198 257L196 258V256H195V259L193 258V260H192V262L190 263V264H212L213 262V264H264V247H263V245L264 244H262L261 245V241H263L261 238H260V242H259V244H258V241H256V239L258 240V238H254L255 240H252L251 242H250V240L249 239H247L246 237H244V236H242ZM2 238V239H1ZM23 240H22V239ZM48 238H49V240H52V239H54L53 241V243H52V245H50V243H51V241L48 243V244H46L49 240H48ZM56 238V239H55ZM121 238V239H120ZM179 238V239H178ZM193 240H191V239ZM199 238V239H198ZM205 238V239H206ZM15 239V240H14ZM16 239L17 240H22L21 241V243H19L18 241V243L16 242ZM35 239V240H34ZM137 239V240H136ZM138 239H142L143 241H141V240H138ZM25 240V241H24ZM45 240V241H44ZM48 240V241H47ZM128 240V241H127ZM174 240H175V242H174ZM246 240H248V241H246ZM70 241V242H69ZM116 241H118V242H116ZM129 241H131L133 244H135V245H133L132 246V243L130 242L129 243ZM141 241V242H140ZM172 241V242H171ZM177 241H178V243H177ZM198 241V242H199ZM28 242V243H27ZM30 242V243H29ZM40 242V243H39ZM45 244H44V243ZM137 242V243H136ZM140 242V243H139ZM145 244H144V243ZM167 242V243H166ZM180 242V243H179ZM254 242V243H253ZM256 242V243H255ZM87 243H88V245H87ZM100 243V244H99ZM123 243V244H122ZM166 243V244H165ZM170 243H173L175 246L174 247H171L170 248V246H173V244L172 245H170ZM236 243L240 246H237V247H235L236 246ZM263 243V242H262ZM16 244V245H15ZM25 244V245H24ZM79 244V245H78ZM95 244V245H94ZM128 244V245H127ZM131 244V245H130ZM143 244H144V250H143V248H142V246H143ZM165 246H164V245ZM168 244V245H167ZM196 244V243H195ZM248 244H249V246H248ZM250 244H252L251 246H250ZM36 245V246H35ZM42 245V246H41ZM45 245V246H44ZM71 245V246H70ZM78 245V246H77ZM94 245V246H93ZM123 245V246H122ZM126 245V246H125ZM136 245H139V247L138 246H136ZM148 246V248L146 249L145 248V246ZM170 245V246H169ZM235 245V246H234ZM244 245L245 246H247V247H245L246 248V250H245V248H244ZM257 245V246H256ZM14 246H16L17 248H15ZM19 246V247H18ZM24 246H27V247H24ZM44 246V248H40V247H43ZM46 246H47V248H46ZM87 246V247H86ZM102 248H101V247ZM109 247V248H107L108 250L106 251V248H105V250H103L102 251V249H103V247ZM112 246V247H111ZM117 246V247H116ZM119 246V247H118ZM169 246V247H168ZM178 246L180 247V248H178ZM253 246V247H252ZM261 246V247H260ZM48 247H51V249H53V253H52V251H51V249L50 248H48ZM93 247V248H92ZM111 247V248H110ZM116 247V248H118L116 251L114 250V248ZM123 247V248H122ZM127 247H131V248H127ZM134 247V248H133ZM141 247V248H140ZM155 247V248H154ZM160 247V248H159ZM161 247H163V248H165V251H167V255H168V257H167V255L166 254H164V256L162 257V256H158V252H161V250H163V248H161ZM178 248V251L176 250V248ZM238 247H239V249H238ZM259 247V248H258ZM15 248V249H14ZM22 248V249H21ZM25 248V249H24ZM28 248V249H27ZM38 248H40V249H38ZM96 248H98V249H96ZM120 248V249H119ZM123 250H122V249ZM125 248V249H124ZM135 248H136V250H135ZM152 248H153V252L151 251L152 250ZM157 248H159V249H157ZM167 248H169V249H167ZM172 248H175V250L174 249H172ZM244 248V249H243ZM260 248H262V249H260ZM30 249V250H29ZM31 249H32V252H31ZM42 249V250H41ZM44 249V250H43ZM65 249V250H64ZM80 251H79V250ZM113 252H111L110 250ZM127 249V250H126ZM131 249V250H130ZM133 249H134V251H133ZM142 251H141V250ZM148 249H150V251H148ZM156 249V250H155ZM167 249V250H166ZM172 249V250H171ZM185 249V250H184ZM23 250V251H22ZM27 250V251H26ZM29 250V251H28ZM89 250V251H88ZM91 250H92V252H91ZM95 250H98V251H95ZM119 250V251H118ZM120 250H122L123 251V254H125V255H123L122 253H121V255L118 253V254H116L117 252H121ZM139 250V251H138ZM145 250H147V251H145ZM158 250V251H157ZM180 250V251H179ZM182 250V251H181ZM242 250V251H241ZM251 250V251H250ZM259 250H260V252H261V257L259 258V260L257 259V260H251V262H249V260H248V258L250 257V256H252L253 257V255L254 254H258V252H259ZM263 251V253H262V251ZM19 251H21V252H19ZM25 251V252H24ZM35 253H34V252ZM60 251V253L58 254V252ZM79 251V252H78ZM96 252V255H94L95 254V252ZM101 251L103 252L102 254H104V252L106 251V252H111L112 254H111V256H108L107 257V255H108V253H105L104 254V258L103 257H99L98 255L101 253ZM128 251H130V252H128ZM145 251V252H144ZM174 251V252H173ZM239 251V252H238ZM245 251V252H244ZM248 251H250V252H248ZM77 252H78V254H77ZM90 252V253H89ZM110 252H109V255H110ZM131 252H135V253H137V254H135V253H132L131 254ZM149 253V254H147V255H145V253ZM152 252V253H151ZM178 252H179V254H180V256H181V258H180V256H179V258H177V256L179 255L178 254ZM221 254H223V255H219L220 253ZM235 254H234V253ZM251 252H252V254H251ZM259 252V253H260ZM11 253H12V250H11ZM10 253V251H9V255L11 254ZM15 253H12L10 256L12 257H10L9 255L7 256V257H3L2 259L4 260H2L1 261V259H0V263L2 264H12V263H14V261H15V259H16V257L15 258H13L14 256H16L15 255ZM31 253H33V255L31 254ZM38 253V254H37ZM79 253L81 254V255H79ZM94 253V254H93ZM99 253V254H98ZM128 253V254H127ZM171 253V254H170ZM240 253H243V254H241L240 255ZM14 254V255H13ZM42 254V253H41ZM56 254H53L54 256L56 255ZM73 254V255H72ZM76 254V255H75ZM91 254H93V255H91ZM100 255V256H103V255ZM107 254V255H106ZM116 254V257L114 256V259H113V255H115ZM156 254V255H155ZM178 254V255H177ZM21 255H25V254H21ZM39 257H38V256ZM117 255H119V256H117ZM123 255V256H122ZM129 255V256H128ZM130 255H131V257H130ZM135 255V257H134V259H133V256ZM149 255V256H148ZM172 255H174V256H172ZM177 255V256H176ZM208 255H209V257H210V255L211 256H213V257H208ZM239 255V256H238ZM250 255V256H249ZM69 256V257H68ZM74 256H77V257H75L74 258ZM85 256V257H86ZM97 256V257H96ZM120 256H121V258H120ZM131 259L132 258V260H130L128 257ZM145 256V257H144ZM169 256H171L170 258H169ZM216 256V257H215ZM217 256H221V257H217ZM227 257V258H224V257ZM240 256H242V257H240ZM245 256H246V258H245ZM249 256V257H248ZM10 257V258H9ZM35 257H37L36 259H35ZM165 257H167V258H165ZM183 257V258H182ZM212 261H209V259ZM243 257H244V259H243ZM251 257V258H252ZM7 258V259H6ZM70 258V259H69ZM110 258V259H109ZM111 258H112V260H111ZM125 258V259H124ZM140 258V259H139ZM160 258V259H159ZM161 258H163V259H161ZM204 258V259H203ZM218 258V259H217ZM14 259V260H13ZM37 259V260H38ZM102 259V260H101ZM154 259V260H153ZM177 259H178V261H177ZM186 259H187V257H186ZM200 259L202 260V262H205V263H201V262H199L200 261ZM205 259H206V261H205ZM213 259H215L216 260V263H215V260H213ZM241 259V260H240ZM13 260V261H12ZM104 260V261H103ZM152 260V261H151ZM157 260V261H156ZM176 260V261H175ZM219 260V261H218ZM231 260V261H230ZM262 260V261H261ZM66 261V260H65ZM72 261V260H71ZM140 261V262H139ZM146 261V262H145ZM162 261V262H161ZM171 261V263H173ZM194 261V262H193ZM218 261V262H217ZM222 261V262H221ZM236 261V262H235ZM257 261H259V262H257ZM111 262V263H112ZM117 262V264H119ZM128 262V263H127ZM208 262V263H207ZM210 262V263H209ZM221 262V263H220ZM254 262V263H253ZM257 262V263H256ZM121 264V263H120Z\"/></svg>",
  "mask_w": 264,
  "mask_h": 264
}]
</instances>
